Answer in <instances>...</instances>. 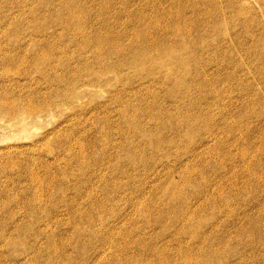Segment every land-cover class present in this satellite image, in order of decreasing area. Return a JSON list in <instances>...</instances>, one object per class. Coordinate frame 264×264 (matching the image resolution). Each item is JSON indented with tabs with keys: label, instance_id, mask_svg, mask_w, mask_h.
Returning <instances> with one entry per match:
<instances>
[{
	"label": "rangeland",
	"instance_id": "374dc122",
	"mask_svg": "<svg viewBox=\"0 0 264 264\" xmlns=\"http://www.w3.org/2000/svg\"><path fill=\"white\" fill-rule=\"evenodd\" d=\"M4 1L5 0H0V30L1 31H4V29L6 30L9 25L11 26V27L9 26L10 29H11L13 26H17L18 24H21L20 26H28L27 29L25 30V32L27 31V34H31V33L34 34V27L33 26H44L46 31L48 32V34H50L51 36L54 35L55 39L53 41L58 43L59 46L65 48V51H64L65 53L64 54L57 53V55H59L58 57L62 56L61 58H63V59L65 58V60L68 61V63L71 65V67H75V68L79 67V63L80 62L77 63L78 62V58H77V55H76L77 52H75V50H74L76 48L75 47V43L71 39L72 32L70 31V33L67 34V31H66V33H64L65 32L64 31L65 26L63 27L61 22L55 24L49 18L50 14L53 15L52 17H54V19L61 18L62 20H64V19H66L68 17L67 16L68 13L67 14L65 12L64 13H62V12L59 13L58 8H55V7L53 8V7L50 6V5L53 6V3L61 2L62 0H49L48 1V3H49L48 5L47 4H41L40 0H6L5 2ZM91 1L92 0H83V2H89V3ZM115 1L114 0L112 1L113 3L111 5V7H113V9H114V7H116V9L113 10L112 8H110V10L105 12V13H102L99 10V5H103L104 4L101 0H96V1H94V3L92 2V5H94L93 6L94 10H92V12H90V17L88 16L89 12H84L83 13V18L88 19L87 25L85 27L86 28L85 29L86 33L88 31V34L92 35L93 31L95 32L96 30H98V31L101 30V34L105 35V33H107V31H109V32L112 31L111 33H113L114 31H117V32H114V34L117 33L119 36L120 35L122 36V39H124L123 43L124 44L126 43L125 44L126 45L125 49H126L127 52H132V51L134 52L135 51L134 50V46L136 45L137 41H134V40H137L138 36H139V42L142 41L141 43H143L144 40H145L146 43H144V44L147 45V47L150 46L153 51L156 50V52L155 51L153 52L154 55H157L158 53H159L158 55H160V52L162 50L164 51L165 48H166L165 46H163V47L161 46L162 43L159 44V46L156 45L157 43L161 42L160 39L163 40L162 41L163 43L166 42L165 45L169 44V43H172V42H174L173 40H175L176 43H179V44L182 43L181 45L183 46V49L186 48V47L188 48V46L190 48L192 47L191 49L188 48L187 49L188 51L186 49H184L183 53H182V50L180 51V53H182L185 58H187L185 55H187V56L189 55V53H190L189 51L192 50L191 52L194 53L197 50V48H198V50L195 52L196 53L195 56L192 54V55H190L191 57L189 56L190 58L188 57L189 58L188 60L192 64L191 66H193L192 67L193 69L191 67H189L191 72L188 73L189 74L187 76L188 78L185 77V76H182V77H185L183 79H186V80L188 79L190 87L184 88L185 90H183L181 88L179 90L180 92H178V94H177L178 95L177 96L178 99H177L175 95L173 96V95H171L170 93H168L166 91L168 89L167 85L170 83L169 85L171 86L172 84H171V82L166 83V81L165 82L162 81V79H160L161 77L159 76L160 74L156 75L159 78H153V79H151V78L148 79L147 78L146 79V78H144L145 76L141 75L143 73H140L141 76L138 77V76H135V75H139L138 71H135V69H133V68L131 70H129V68H126L127 70L126 69H124V70L126 72L129 70L128 71L129 74L131 73L133 75L132 76L131 74L130 75L128 74L129 77L127 75L125 77V78L128 77L130 80L132 79V81L130 82V85H128L129 83L127 84V86L129 88H127V86L125 87V85L123 86V85L117 84V83L114 84V85L115 86L119 85V87H115L114 88L113 87L114 85H112L111 87L104 88V90L101 89V88H98L96 90V92H97L96 96L97 97L95 95L90 94V93H84L83 94V97L86 100V101L85 100L83 101L84 102L83 105H81V106L76 105V106L70 108L69 106H64L62 104V105L58 106L59 108L58 107L53 108V109L52 108H48L47 110L43 111V114H42L43 116L40 117V118H37L36 116H28V117H26L24 119H23V116H20L18 118L17 117H14V118H8V117H3L2 118V117H0V160H3L5 154L7 152L11 151V153L17 154L16 156H19L18 160L21 161V162L19 161V165L12 166L6 172L0 174V264H31V263H33V264L34 263L35 264H102L103 263L104 264V262H105V264H148V263L151 264L150 260L152 259V256L150 254H148L150 252L148 250H146L147 249V245H149V244L150 245L155 244L153 246L157 247L158 251H161V253L164 251V253H163V254H165L164 256L169 254V257H171V258L170 259L168 258V259L173 262L172 264H179V262H180V264H186V262L184 261V258L182 257V253L181 254L177 253L178 250L182 251L183 245H184V248H187V249H194V251H196V249H197V251L200 250V249H203L202 251H204V248H206L205 250H207V249H209V248L211 249V247H213L212 244H209V243H211V241H213L212 243L215 244L214 247L212 248V250L216 249L218 251V254L220 253L219 254L220 257L222 255V257L217 259V261L215 260V264H223V263L224 264H230V263L231 264H241V263L242 264H264V247L263 246L260 247V245H264V215H263L264 214V165H263L264 164V159H263L264 158V155H263L264 154L263 153L264 152V150H263L264 149V48H263L264 47V45H263L264 44V37H262V36H264L263 35L264 34V8H263V6L261 4L259 5V2L257 0H247L250 3V4L247 3L248 4V6H247L246 5L247 1L244 0L245 9H243V12H242V9L240 8V7H242L241 6L242 2L239 1V0H234V1H236V3L234 1H232V0L231 1L230 0H227V1L226 0H224V1L223 0H174V1L170 0V2H169V0H154V1L153 0H146V1L145 0H141L140 2L138 0L137 3H136L137 0H132L133 3H131V0L130 1L125 0V3H123L124 0H118V1L115 0ZM127 1L129 3H127ZM213 1H215V2H213ZM189 2H191V3L189 4ZM208 2H211V3L209 4ZM225 2H226V5L224 7ZM26 3H28V4H26ZM138 3H140V4H138ZM148 3H150L149 4L150 6L148 5ZM194 3H198V4H194ZM216 3H219V4H216ZM228 3L230 5H232V3H233V5L235 7L234 9L238 12L237 14H236V11H233L234 10L232 8L233 5L231 7ZM121 4H126V5H121ZM145 4L148 5V6H146ZM213 4L216 5L215 8H216L217 12L215 11V8L212 6ZM257 4L259 5V7H258ZM45 5H47V6H45ZM130 5H131L132 8H130ZM138 5H139V7H137ZM208 5H210V6H208ZM237 5L240 6V7L238 8ZM249 5L252 6L253 9ZM25 6L28 7V8H31V6L35 7L36 9L33 8L37 12V13L35 12V14H34L35 16H31V14H30L31 12ZM168 6H169V9H170L171 13H168L169 12ZM192 6H193V8H192ZM227 6H229V7H227ZM22 7H24L25 10L26 11L28 10V11L27 12L24 11L23 10L24 8H22ZM153 7H156V8H153ZM172 8L176 9L175 12H174V10ZM179 8H181V10ZM225 8L228 9V10L230 8V11L226 10ZM250 8H251V10H250ZM146 9H148L149 11L146 10ZM212 9H214V10H212ZM151 10H152V12L154 10V12L153 13L151 12V14H150ZM178 11H180V13L182 14V19L183 20H180V19L177 18L178 15L176 16V14H178ZM199 11H200V14L198 13ZM3 12H5V13H3ZM48 13H49V15H48ZM144 13H145V15H144ZM222 13H223V15H221ZM12 14H14V17L12 16ZM152 14H154V15H152ZM233 14L234 15L236 14L235 16L238 17L237 18L238 22H234V23L231 22V21H237L236 17ZM151 16H153L154 19H153V17L151 18ZM189 16L190 17L192 16L193 18H190ZM158 17H160V18H158ZM197 17H199V19ZM202 17H204V18H202ZM209 17H211L213 19H210ZM226 17H227V19H226ZM123 18H125V19H123ZM208 18H209V20H208ZM217 18H218V20H217ZM249 18H251V19L249 20ZM136 19H139V22ZM165 19H167V20H165ZM203 19H204L205 22L203 21ZM104 20L107 21L106 23H108V26L103 25L104 22H105ZM162 20H163V22H162ZM168 20L171 21V23ZM197 20L200 23L196 22ZM211 20L212 21L217 20L218 25H217L216 21H214L213 24H212L210 22ZM219 20L221 22H224L226 27L228 26L227 29L225 28V25H223L222 23H220L221 25L219 24V22H220ZM255 20H256V22L254 23L253 21H255ZM10 21L13 22V23H10ZM133 22H134V24H133ZM195 23H196V25H195ZM89 24L91 25V27H93V28L95 27V29L90 28ZM115 24H116V26H115ZM167 24H168V26H167ZM232 24H234L235 26L234 25L232 26ZM144 25L146 27H143ZM245 25H247V26H245ZM248 25H249V28H248ZM98 26H99V28H98ZM133 26H134V28H133ZM175 26L178 27V28L176 29ZM198 26H200L201 28H199ZM218 26H220V27L217 30L216 28ZM242 26H243V29L241 28ZM102 27H103L104 30L102 29ZM112 27H115V28H112ZM180 27H182V28H180ZM192 27H193V29H191ZM202 27H203V29H202ZM109 28L112 29V30H109ZM173 28H175V29H173ZM89 29L90 30L92 29V30L90 31ZM151 29L154 32H152ZM245 29H247V30H245ZM133 30H135V31H133ZM162 30H163V32H162ZM164 30H166L167 33H165ZM178 30H179V32L181 30L183 32L181 31L180 33H178L179 35L174 36V35L177 34ZM192 30H194L196 32V34H198V36H199L198 39H200V40L197 39V37H196L197 35L195 34V32L193 33ZM196 30L198 31V33H197ZM209 30H210V32L212 31V33H210ZM216 30H217V32H216ZM236 30H238V31H236ZM56 31H59V32H56ZM122 31H124L125 33L122 32ZM146 31L147 32L149 31L148 33H150V35L148 33H146ZM187 31L190 34L192 33L191 34L192 36L190 35L191 37L189 36V33ZM218 31H220V32H218ZM223 31L225 33L229 32V34L230 35L232 34V36L229 37V35L223 33ZM232 31H235V32H232ZM247 31L248 32L250 31V32L248 33ZM109 32L107 33L108 35H109ZM203 32L205 34L206 33L207 34L204 35V34H202ZM245 32H247L248 35L251 36V38L254 36L253 40L254 39H257V40L253 41L250 38V36H248L247 33H245ZM60 33H62V35ZM181 33L184 36L183 38L181 36ZM3 34H5V35L3 36ZM3 34L0 35V41L1 42H5V43H9V44H15V43H17V44H26L27 43L28 44L30 42V41L27 40L25 35H21L20 34L18 36L17 34H13V33L12 34H8V33H5V32H3ZM57 34H59V35H57ZM124 34H125V36H124ZM155 34H156V36H155ZM200 34H202V36ZM221 34H223V35H221ZM241 34L244 35V36H242ZM245 34L248 37L245 36ZM163 35H164V37H162ZM193 35H194V38H193ZM213 35H215V36H213ZM147 36H148V38H147ZM152 36H153V38L155 37V39L157 38L156 42L152 41L153 40ZM165 36H167V37H165ZM172 36H174V37H172ZM179 36L181 37L182 41L185 40V42L187 41L190 45L186 44L187 42L185 43L183 41L186 44V45H184L183 42L179 41L180 40ZM205 36L208 38V40H207V38ZM216 36L219 37V38H216ZM255 36H256V38H255ZM178 37H179V40H176V39H178ZM195 37H196V39H195ZM258 37L259 38L261 37V38L259 39ZM115 38H117V37H115ZM191 38H193L194 41H191V40H193ZM203 38L206 39V41ZM246 38H248V40ZM149 39H151V40H149ZM187 39H189V41ZM235 39H236V41H235ZM117 40L119 41L120 39L117 38L114 41H117ZM217 40H219V41H217ZM147 41H149V42H147ZM150 41H152V42H150ZM220 41H221V43H220ZM226 41H227V43H226ZM257 41H258V43L261 41L258 44V46H257ZM117 42H115V43H117ZM223 42H224V44H223ZM237 42H239V46L241 47V48L239 46L237 47L238 51H237V48L235 47L236 45H238ZM240 42H241V44H240ZM147 43H149V44H147ZM234 43H236V44H234ZM191 44H193V46ZM199 44H200V46H199ZM213 44H214V48H213ZM232 44L234 46H232ZM242 44H244V45H242ZM195 45H196V47H197V45L199 47L195 48ZM220 45H221V47L219 48L218 46H220ZM224 45H226L228 47H226ZM160 46H161V50H160V48L158 49V47H160ZM184 46H186V47H184ZM204 46H206V47L204 48ZM222 46H223V49H222ZM248 46L252 50H250L248 48ZM250 46H252L253 48L250 47ZM259 46H261L260 49H259ZM217 47L219 49H221L220 50L221 52H223V51L226 52L225 48L227 50H229L227 52L228 54L225 53L227 56L224 55V52L222 54L219 53L220 51L217 49ZM234 47H235V49H234ZM209 48H211V49L208 50ZM89 49H90L89 47H85V46H82V48H81V50H83L82 54L86 55V56L83 55V60L84 61H86V60L87 61H91V59L93 60V56H92L93 53ZM193 49H194V51H193ZM212 49L214 50V52H212L213 51ZM243 49L246 50V51H244ZM203 50H206V51H203ZM241 50H242V52H241ZM253 50H255V51L256 50H261V51L255 52ZM86 51L90 55H87L88 53H86ZM231 51L233 53H231ZM249 51H251V52H249ZM184 52L185 53L188 52V53L185 54ZM201 52L204 54L205 57L201 56V55H203ZM206 52H208V53H206ZM243 52H244V54H243ZM248 52L250 53V55H249ZM155 53H157V54H155ZM213 53H214V55H213ZM218 53L221 54V55H219ZM158 55H157V57H158ZM183 55H180V57H182ZM207 55H210L211 57L210 56L208 57ZM233 55L234 56L236 55V56L233 57ZM254 55H255V57H254ZM70 56H72V57L70 58ZM120 56L121 55H119V56L118 55H114V58L111 57V59L108 62L111 63L110 62L111 60L114 62V60L120 58ZM198 56L201 57V58L199 57L200 61H199ZM154 57L157 58L156 56H154ZM213 57H214L215 61H214ZM219 57H220V59H219ZM226 57L227 58L229 57L228 59H231V60H228V59L226 60ZM259 57H261V58H259ZM192 58H193V60L195 62L199 61L200 64H199V62L197 64V62L195 63L193 60H190ZM202 58H204L205 60L202 59ZM234 58L237 59V60H235L236 62H234V60H233ZM216 59H218V61ZM65 60H61V61H65ZM70 60H71V62H70ZM247 60L248 61L251 60V61L248 62ZM202 61H204V62H202ZM220 61H221V63L222 62L224 63V64L222 63L223 64L222 66L220 65L221 64ZM255 61H258V62H255ZM228 62H230V63H228ZM242 62H243V64H242ZM202 63H205L204 66H203ZM207 63L210 66V70H211V68L212 69L214 68L215 71L214 70L210 71L208 69L209 66L207 65ZM226 63H228V64H226ZM236 63H238V64L241 63L242 65L240 64L241 65L240 66V65H238ZM245 63H246V65H245ZM201 64H202V68L204 67L203 68L204 70L201 68ZM214 64H215V66H214ZM199 65H200V67H199ZM216 65H217L218 72L216 70ZM235 65H236V67H235ZM205 66H206V68H205ZM238 66H239V68H238ZM62 67L63 66L60 65L57 68L59 70V72L61 71L60 73L58 72V76L65 75V71H64L65 68L64 67L62 68ZM197 67H198V69H197ZM221 67L222 68L225 67V68L222 69ZM244 67H246V68H244ZM241 68H242V70H244V71H241L242 73H240ZM83 69H84V67L81 70V72H82L81 79L83 78L84 80H87V79L89 80V77L87 76V73H88L87 69L86 68L84 70ZM194 69H195V71H194ZM221 69L224 70V71H222ZM225 69H226L227 72L225 71ZM238 69H240V70H238ZM201 70H203V71H201ZM220 70L222 71L221 74H220V72H221ZM62 71H63L64 74L62 73ZM83 71H85L87 73L84 75L85 72H83ZM130 71H132V72H130ZM204 71L206 72L205 74H204ZM1 72L2 71L0 70V81H1V84H0V103L2 101H4V98H6V97L10 98L12 95L14 97H18L19 95L25 94V89L24 88H17L16 86L12 85V83L9 81V79L14 77V75H12V74H3ZM135 72L136 73L138 72V73L136 74ZM200 72H201V74H200ZM134 73H135V75H134ZM218 73L220 75H218ZM224 73H226L227 75H225ZM209 74H210V76H209ZM223 74L225 75V78L229 82L224 78ZM230 74L233 75V76H231ZM257 74H258V76H257ZM199 75L201 76L200 78H199ZM212 75H214V76H212ZM217 75L219 77H217ZM33 76L37 77V78H40V79L42 77L38 73H34ZM71 76L73 77V75H70L69 78H68L69 80H72L74 78V77L71 78ZM156 76H153V77H156ZM191 76H192V78H191ZM203 76H207L206 77L207 79L209 77H212V79H213V80L211 78H210L211 80L209 79V84L210 83L211 84L207 85V88H205V85L208 84V80H207V83H202V82H206V81H204V77ZM234 76L235 77H239V79L238 78H234ZM255 76H256V78H255ZM133 77L135 79L134 81H133ZM227 77H229V78H227ZM231 77H232V79H231ZM85 78H87V79H85ZM139 78L140 79L144 78V79L141 81V80H139ZM216 78L217 79L219 78V79L217 80ZM20 79H21V82L24 81V78H20ZM156 79L157 80L160 79V80L157 81ZM189 79H192V80L190 81ZM88 80H87V82L81 80V83L82 82L84 84L88 83L89 82ZM219 80H220V82H218ZM241 80L243 81V84H242ZM247 80H248V82H247ZM188 81H187V83H188ZM221 81H226V82L224 83V82H221ZM133 82L136 83L135 84L136 86H133L134 85ZM154 82H155V84H154ZM146 83L148 85H146ZM149 83H150V85L152 87L149 85ZM213 83H215V84L213 85ZM161 84H162V86H164V88L161 86ZM191 84H192V86H191ZM226 84L228 86H225ZM197 85L200 86V88L202 87L201 90L199 89V91H202V92H198V88L199 87H197ZM215 85H216V87H215ZM67 86L65 84L64 85L62 84L61 88L62 89H70V88H72V84H67ZM122 86L125 88V90L122 88ZM140 86L143 87L144 89H142ZM147 86H149V87H147ZM159 86H161V87H159ZM42 87H44V89H43L44 93H46V94L50 93L48 91H50L51 89L48 90L49 89L48 85L45 84ZM134 88H137V89L134 90ZM208 88L209 89L214 88V89L209 90ZM226 88L228 89V91H226L227 90ZM114 89H116V91H114V93H113L112 90H114ZM128 89H130V90H128ZM161 89L163 91H166V92H163ZM193 89H195V90H193ZM202 89H204V90H202ZM206 89H208V90L205 92ZM105 90H107V91H105ZM109 90H111V91H109ZM136 90H138V91H136ZM142 90H144V91H142ZM187 90H188L189 93L186 92ZM28 91L29 90H27V93H29ZM108 91H109V93H108ZM128 91L130 92V95L129 96H125V95L129 94ZM145 91H147V93ZM182 91H185V92L182 94ZM194 91H196V92H194ZM110 92H111V96L112 97L110 96ZM134 92H135V94H134ZM141 92H143V94ZM152 92L154 94H156V95L158 94V98H161L162 96L165 95V97L161 98L159 100V102L163 105V107H167L166 108L167 110L170 108V107L168 108V106L171 105V107H173V111H172V108H171V112L169 110V112H170L169 116L170 117L168 116L169 118H164L165 121L162 120V119H159L156 115H155L156 117L154 115L148 114V113L142 115L144 117L141 118L140 123L142 125L143 130H145V131L149 130L151 132L150 135H147V137H146V135H144V134L140 135V134H138V132L136 134V131H135V133H133L135 125H131L130 122L126 123V121H128L129 119L126 120L127 117L125 115L128 114L130 118L132 117V112H134L133 109L131 108L132 105H133L132 102H136L137 104L134 103V105L136 104V105H139V106H141V105L147 106V105H150V103L152 104L153 103V101H152L153 97L151 96ZM193 92H194V94H193ZM27 93H26V95L28 96V99L33 97L32 94H27ZM121 93L123 94V96H122ZM159 93L161 94V97L159 96L160 95ZM113 94L116 97L113 96ZM116 94H119V95H116ZM141 94H142L143 98H142ZM180 94H182V96ZM192 94H193V96H192ZM169 95H171L170 96L171 100L169 99ZM185 95H186V98H184ZM117 96L121 97V99L123 101V104H122V101H118L117 99H115V98H118ZM137 96H139V97L141 96L140 98H142L144 100V101L142 100L144 103L142 101L140 102V100H139V98ZM167 97H168V99H167ZM35 98L37 100L40 99V101L43 99L42 96H41V98H38V96L35 97ZM134 98L136 99V101L134 100ZM145 98H147V99H145ZM183 98L186 99V100H184ZM58 99H60V98L58 97ZM114 99L119 102L120 106L118 105V103L116 104V101ZM167 100H170V101H167ZM178 100H180L181 103L178 102ZM128 101L131 102L130 103L131 107H129V108H131V109H129L131 112L129 110H128L129 111L128 113H127V111H125L124 113L120 112V111H122L121 109H124L125 107L128 106L127 104H124V103H127ZM164 101L165 102L167 101L166 105H165ZM171 101H174L175 104L178 102L176 105L180 106L179 109L181 108V110H180L181 113L179 111H177L179 109H177V110L175 109V106H174L175 104L173 102H171ZM183 101L184 102L186 101L187 103H190V105L187 104V103L183 105ZM194 101L196 103L198 102V105ZM105 102H106V104L111 102L109 104V106H112V105L113 106L108 108V105H107L105 107L106 109L102 108V106H105ZM138 102H140V103L138 104ZM171 103L173 104V106H172ZM191 103L192 104L194 103L193 104L194 106ZM210 105H211V108H209ZM63 106H64V108H63ZM96 106L99 107L100 109L97 108ZM121 107H123V108H121ZM187 107H188V109H190L191 107L192 108L190 110H188ZM112 108H113V110H112ZM108 109H111L112 111L111 110L108 111ZM184 109H186L187 111L184 110ZM193 109H195V110H193ZM95 111L96 112L101 111L102 113L106 114V116L103 114L105 116L104 117L101 114V112H99L100 114L99 113H95ZM173 112H175V113H173ZM197 112L199 114L198 115L199 118H201L203 120V122H202L201 119H199L200 122L198 120H196V119H198V116L197 115L194 116V115H195V113L197 114ZM172 113H173V115H172ZM201 113H203V115ZM110 114H112L111 115L112 118H111ZM186 114L187 115L189 114V116H187ZM204 114L206 115V117H204L205 116ZM95 115H96V117L98 116L97 117L98 119L93 117ZM107 115H109V116H107ZM174 115H175V117H174ZM185 115H186L187 118L185 117ZM150 116H152V118ZM190 116L193 119H191L189 121L187 119H190L191 118ZM211 116H212V118H211ZM109 117L111 119L110 127L114 126L113 129H110V127H108L109 124L107 123L106 120ZM118 117H121L120 118L121 120ZM123 117L125 118V120H124L125 122L123 121V119H124ZM184 117H185V120H183ZM100 118H102L104 120L106 119L105 122H103L104 120L101 121ZM171 118H173V119H171ZM209 118H211V120ZM213 118H214V120H212ZM22 119L24 121H22ZM133 119H137L136 121H139L138 117H136V116H134ZM154 119H155L156 123H155ZM204 119L205 120L208 119V122L205 121ZM168 120H170L171 122L168 121ZM195 120H196V122H198L197 125H196V123L195 124L193 123V121H195ZM159 121H162V122L160 123ZM166 121H168V122H166ZM178 121H180V122H178ZM186 121H188L190 124L188 122H186ZM118 123H120L119 127H117L119 125ZM158 123H159V125H158ZM181 123H182V125H181ZM206 123L207 124L209 123V125H207ZM210 123H212L213 125L212 124L210 125ZM114 124H116L117 126L114 125ZM129 124L132 126L131 127L132 128L131 129L132 130V134H129V132L131 131V130H129V132H127V133L126 132L125 133L122 132V134H123L122 135L121 134V129L122 130L123 129H129L130 128ZM171 124H172V126H171ZM185 124H186L187 127H185ZM203 124H204V126H203ZM124 125H128V126H126V128H125ZM155 125H158V127H156ZM115 126L117 128H115ZM182 126H184V127H182ZM162 127L166 131L163 130ZM172 127H173V129H172ZM178 127H179V129H178ZM180 127L184 128V129L182 130ZM107 128L110 129L112 131V133L115 130H117L116 132H114V134H113L114 136H112V133H109L110 130L108 131ZM156 128H158V129H156ZM190 128L192 129V131H191ZM199 128L203 129V131L201 129H199ZM205 128H207V129L209 128V132ZM211 128H212V130H211ZM106 129H107V131H106ZM174 129H175V131H174ZM185 130L186 131L190 130V131L188 133V131L185 132ZM204 130H207V131H205V134H204ZM152 131L154 133H156L157 136L154 133H152ZM163 131H165V132H163ZM167 131H168V135L169 136L167 135ZM198 131L201 132V134ZM119 132H120V135H119ZM176 132H178V133L175 134ZM191 132L194 133L196 136L194 134H192ZM197 132L200 135H198ZM206 132H208V134ZM109 134H110V136H109ZM203 134H204V136H203ZM61 135L64 136V137H62ZM153 135L158 137V138L160 136L161 140L165 139L166 141H168L166 143H167V146H169V147H167L166 145L163 146L164 148H162V151L158 150V149H160V148H158L159 146L157 147L158 149L156 147H153V146H156V145H154V144H156V142H154V140H157V138H155ZM119 136H121V139L119 138ZM179 136H181V137H179ZM166 137L169 138V140L166 139ZM206 137H208V138H206ZM211 137H213V138H211ZM63 138H64V140H63ZM105 138L107 140L109 138H111V139H109L110 141L109 140L107 141ZM135 138H137V139H135ZM141 138H142V140H141ZM144 138H145V142H144ZM171 138H172V140L174 139L173 142H174L175 146H173L172 143H171L172 146L170 145V141H172ZM179 138H180V140H178ZM151 139H153V140H151ZM204 139H206V142H205ZM250 139H251V142H250ZM104 140H105V142H104ZM139 140L141 142H139ZM146 141H148L147 145H145ZM106 142H107V144H108V142H111V143L106 145L105 144ZM215 142L218 143V144H215ZM255 143H257V144H255ZM261 143H262V145H261ZM199 144L201 146H199ZM256 145H258V146H256ZM117 146L120 149H118ZM121 146H123L124 148H122ZM130 146H132L131 147L132 149L130 148ZM146 146H148V147H146ZM244 146L245 147L247 146V147L245 148ZM136 147H139V149L136 148ZM129 148H130V151H128ZM168 148L169 149L172 148V149L169 150ZM257 148H258V150H257ZM166 149L169 150V151H166ZM248 149H249V151H248ZM260 149H262V150H260ZM119 150H123V151H120L122 153H120V152L117 153L116 152V151H119ZM133 150H134V152H133ZM139 150H141V151H139ZM150 150H152V151H150ZM245 150H247V151H245ZM220 151H221V154H219ZM125 152H127V153L125 154ZM258 152H260V153H258ZM133 153H135V156H133L134 155ZM231 153H232V156H231ZM233 153H235V154H233ZM122 154H125V155H122ZM129 154H131V156H133L134 159H133V157H130ZM143 154H144V157L142 156ZM137 155L138 156L140 155V157H138V159H139L138 161H137ZM261 155H263V157H261ZM108 156H109V158H108ZM121 156H123V157H121ZM116 157H117V159H116ZM129 157L132 158V159L130 160ZM135 157H136V159H135ZM97 158H99V159H97ZM100 158L102 159V163L104 161V163H103L104 166H107L109 163L112 162L111 163L112 165L109 164L108 167H106V169H104V170L101 169L103 172L100 169H98V168H102V165H103L101 163V159ZM104 158L105 159L108 158V159L103 160ZM144 158H145V160H144ZM96 159H97V161H96ZM98 160H100V163H99ZM128 160H130V161L128 162ZM133 160L136 161L135 164H134ZM94 161L96 162V165H95ZM105 161H107V162H105ZM119 162H121L120 163L121 166L124 165L123 163H127L128 162V164H125L126 168H127L126 170H128V171H126L127 174L126 173L125 174L121 173L122 177H121L120 173H117L118 175L116 174L117 171H116L115 166L119 165ZM222 162L225 163V164H223ZM245 162H247V163H245ZM252 162H254V163H252ZM255 162H256V164H255ZM132 163L134 164V166L131 165ZM139 163L141 165H139ZM129 164H130V166L127 167V165H129ZM150 164H151V166H149ZM222 164H223V166H222ZM253 164H255V165H253ZM97 165L98 166L100 165V167H98ZM242 165L244 167H242ZM85 166L86 167L90 166V167H89V169L85 168V170H84ZM94 166H96V167H94ZM240 166H241V168H240ZM199 167H201V169ZM224 167H226L227 169H225ZM110 168H111V170L113 168H115V169H113V171H110ZM187 168L189 169V170L186 171V172L189 171L188 173L185 172V170ZM192 168H194V169H192ZM247 168H249V169H247ZM250 168H251V170H250ZM96 169H98L99 171L96 170ZM130 169L132 170V172H131ZM195 169H197L198 171L195 170ZM202 169H204V170H202ZM60 171H62V174H61ZM34 172L35 173L37 172L38 175L35 174V176H38L39 178L36 179V177H35V180H32V179H34V177H32ZM77 172H78V174H77ZM94 172L97 174V176H96V174L93 175ZM130 172L132 173L133 176L130 175L131 174ZM182 172H183V174H182ZM190 172H191L192 175L190 174ZM55 173H56V175H55ZM85 173H86V175H85ZM112 173H113V175H112ZM194 173H197L196 176L193 175ZM114 174H116L117 177ZM80 175H82V177H79ZM119 175H120L121 178L119 177ZM190 175H191V177H190ZM92 176H95V178L93 177L94 178L93 179ZM40 177H42V178H40ZM110 177H111V179H110ZM136 178H137V180H136ZM183 178L188 183L190 181V183H189L190 186L188 185V183H185V181H183ZM186 178L188 179V181L186 180ZM38 179H39V182L37 183ZM40 179H41V181H40ZM70 179H71V181H70ZM106 179H108V180H106ZM126 179H128L129 181H130V179H132L131 180L132 182L131 181L129 182V183H132V184L128 185L127 184L128 180H126ZM170 179H172L173 181H171ZM177 179H179V180L177 181ZM42 180L45 181V182L42 183ZM84 180L86 181V183L84 182ZM174 180H175V182H174ZM220 180H222V181H220ZM32 181H34V183ZM104 181H106V182L108 181L110 183L108 184V182L106 183ZM124 181H125V184H123ZM193 181H194V184H193ZM67 182H68V184H67ZM88 182H90V183H88ZM169 182H171V184H169ZM220 182H222V184H220ZM41 183L42 184H46L47 183L46 184L47 187L44 186V185H40ZM117 183H118V186H117ZM119 183H121L122 185H125V186L123 187ZM191 183L194 186H192ZM199 183H201V185H199ZM235 183H237V184L235 185ZM33 184L34 185L36 184L35 186H37L39 184V186H37V188L36 187L33 188L34 187ZM102 184H104V186H102ZM172 184H176V185H178V187L175 188V187H173ZM185 184H187V185L185 186ZM202 184L206 185V187H203ZM59 185L60 186L61 185L62 186L65 185V186L60 188ZM70 185H71V187H70ZM76 185H77V187H76ZM180 185L181 186L184 185V188L181 187ZM41 186H42V188H40ZM74 186L76 187V189H75ZM105 186L107 188L110 187L109 189L106 190L107 192L104 190V189H106ZM113 186L116 188L115 189V193H113L114 192L113 191V189H114ZM129 186L130 187L132 186L131 187L132 190H131V188ZM161 186L162 187L165 186V187L163 189H161L162 188ZM166 186H167V191L169 190L168 192L165 191L166 190ZM170 186H172V187H170ZM195 186L196 187L199 186L200 188L201 187H203V188H201L202 189L201 190L198 187L201 190L200 191L198 188L196 189ZM111 187L113 188L112 189L113 192L110 190ZM121 187H123V189H121ZM125 187H128L129 189L125 188ZM230 187H232V189H230ZM134 188H136V189L134 190ZM139 188H140V190H139L140 192L137 190ZM171 188H173V189H171ZM186 188H187V190H186ZM217 188H219V189H217ZM41 189H43V190H41ZM180 189L182 191H180ZM188 189H190V190H188ZM56 190H58V191H56ZM62 190L63 191L65 190L66 192L65 191L62 192ZM141 190L143 192H141ZM219 190L221 191V193H220ZM226 190L227 191L230 190L232 192V194H231L230 191H229L230 193L225 192ZM82 191H84V192L82 193ZM103 191H105V193ZM109 191H110V193H109ZM170 191L172 192L173 196L171 195ZM174 191L175 192L177 191L178 193L181 192V195L184 197V200H186L188 198V201L187 200L184 201L183 197L180 196V194H177V192H176V197H175V194H173ZM186 191L187 192L190 191V193L188 192V194L187 193L185 194ZM195 191H196V193H195ZM198 191H200L201 193L198 192ZM55 192L56 193L58 192V193L56 194ZM163 192H164V196L162 194ZM197 192H198V196H197ZM111 193H113V194H111ZM41 194L43 195V197H42ZM106 194L108 195L109 199H108ZM38 195L40 196L39 198H37ZM112 195H114V196H112ZM149 195H152L153 198L150 196L151 197L150 199H152L154 201L149 199ZM170 195L174 199L177 198L179 201H177L176 199L175 200L177 202L172 200V197ZM186 195H189L190 198L188 196L186 197ZM235 195H236V198H235ZM139 196H142V198L139 197ZM159 196H163L164 200H162V197H161V199H159L160 198ZM216 196L218 198H216ZM34 197H36L37 199L34 198ZM146 197H147V199H146ZM168 197H170L171 200ZM194 197H195V199H194ZM205 197H207V198H205ZM225 197H227V198L225 199ZM11 198H13V199H11ZM14 198H15V200H14ZM42 198H45V200L42 199ZM110 198H111V200H110ZM166 199H169L170 201L166 200ZM191 199H193V200H191ZM219 199H221V200H219ZM230 199H232V200L230 201ZM236 199H238V200H236ZM145 200L146 201L148 200V201L144 203ZM156 200H157L158 203L156 202ZM217 200H219L220 202L222 201V202L220 203L218 201L220 204L217 202V203H215L216 204L215 205L213 201H217ZM224 200L226 201L225 203H223ZM233 200H234V202H233ZM57 201L60 202V204ZM65 201L67 203H65ZM192 201L193 202L195 201V202L193 203ZM201 201H203V202H201ZM206 201H208L210 206H209V204H207ZM210 201H212V202L210 203ZM22 202H24V203H22ZM68 202H69V204H68ZM150 202H151V204H150ZM155 202L157 203V205H156ZM228 202H231V203L233 202V203L231 205V203H228ZM32 203H33V205H32ZM61 203H62V205H61ZM140 203H143V204H141L142 208L140 206ZM154 203H155V205L153 206L154 207V209H153L152 205ZM159 203H160V205H159ZM173 203L174 204L178 203V204H177V206L176 205L174 206ZM185 203H186V205H185ZM212 203L215 206H212L213 205ZM71 204H72V206H71ZM73 204H75V205H73ZM165 204H166V206H165ZM167 204H170V205H167ZM182 204H183L184 208L180 207V206H182ZM188 204H190V205H188ZM224 204H226V206ZM35 205L37 207H40V208L38 209ZM137 205H139V206H137ZM150 205H151L152 208L150 207ZM171 205H172V207L174 206L173 210L176 213L173 211V214H171V210H172ZM184 205L187 206V209L189 210L188 213H186L188 210L185 208ZM201 205L204 207V209H203V207H201ZM3 206L5 207L4 208L5 210L2 209ZM104 206H105V208H104ZM160 206H161V208H160ZM190 206L192 207V209H191ZM220 206H222V207H220ZM228 206H230V207H228ZM26 207H28V208H26ZM163 207H164V209H163ZM168 207L171 208V209H169ZM178 207H179V212H177ZM239 207H242V209H240ZM71 208H73L74 210L71 209ZM148 208L151 211L152 210L153 211L152 212L151 211L143 212V209L147 210ZM158 208L163 210V211L160 210L161 214L164 213L165 211L168 213V214H165L166 213L165 212L164 214H162V216L160 218L161 222H162V220L164 218H166V219L163 220V223H161L159 219H158L159 221H157L156 219L154 220V218H155L154 216H155L156 211L157 210L159 211ZM165 208H166V210H165ZM175 208H177V210ZM196 208L197 209L199 208V209L197 210ZM208 208L211 209V210H209ZM185 209H186V211H185ZM190 209L194 213H192L190 211ZM200 209L203 210V211L205 210V212L201 211ZM10 210H11V212H10ZM182 210H183L184 213L181 212ZM215 210L218 211L217 214H216ZM230 210H232V211H230ZM239 210H240L241 214L238 213ZM59 211H60V213H59ZM72 211L75 213V215L72 213ZM219 211H220V213H219ZM223 211H225L224 214H223ZM12 212H15L14 214H15L16 217L14 216V214L11 215ZM16 212H17V214H16ZM49 212H51V213H49ZM228 212H230V213H228ZM260 212H261L262 215L260 214ZM5 213H7V214L5 215ZM153 213H154V215H153ZM180 213H183L184 219H183V216ZM57 214H58V216H57ZM177 214H178V216H177ZM187 214H190V215L187 216ZM211 214H214L215 216H217V218L214 215H211ZM229 214L230 215L233 214V215L230 217ZM246 214H247V216H246ZM259 214H260V216H259ZM2 215H5V216H2ZM79 215H81L82 218ZM166 215L167 216L170 215L171 217L169 216V218H168V217H166ZM173 215L174 216L176 215L178 218H176V216L173 217ZM196 215H199V216H196ZM236 215H238V216H236ZM189 216L191 218H189ZM254 216H255V220H257V221L254 220ZM10 217H12L11 218L12 220L10 219ZM89 217H92V219L89 218ZM152 217H154L153 218V222H152V220H150V219H152ZM162 217H163V219H162ZM180 217L182 219H180ZM247 217L250 218V221L252 223L249 221V219ZM5 218H7V219L5 220ZM13 218H14V220H13ZM86 218H87V220H85ZM201 218H203V219H201ZM213 218H215V219L213 220ZM221 218H222V220H221ZM236 218H237V220H236ZM252 218H253V220H252ZM9 219L11 220V222L8 221V223H6L7 220H9ZM35 219L36 220L38 219V220L36 221ZM200 219L202 221H204V222L199 221ZM260 219H261L262 222L260 221ZM31 220H32V222H31ZM92 220H94V221H92ZM168 220H169V222H168ZM178 220L179 221L181 220L180 221L181 223L179 222L178 224H176V222H178ZM186 220H189V221H186ZM3 221H4V223H3ZM91 221H92V223H91ZM196 221H198V223ZM220 221H221V223H219ZM248 221L250 223H248ZM253 221H254V224H253ZM26 222H27V224H26ZM154 222H156V223H154ZM167 222L169 223V225L171 227L170 229H169V225H168ZM187 222H189L190 225ZM214 222H215L216 225H218L217 227H216L215 224L213 225ZM241 222L243 224H241ZM256 222L260 223V224L258 223V225H259L258 227H256V225H257ZM22 223H23V225H22ZM28 223H30V224H28ZM174 223H175V225H174ZM195 223H197V225ZM201 223H202V225H201ZM206 223L207 224L209 223V226ZM231 223H233V226H232ZM245 223H247L246 226H245ZM159 224H161L160 226H161L162 229L164 228L163 229L164 231L166 229H168L167 232L165 231L166 232L165 235H164L165 232L163 230L161 232V228H160ZM163 224H166V225L163 226ZM179 224L183 225V226L185 225L184 227L181 226L183 229H180L181 227H180ZM191 224H194V226L191 225ZM203 224L205 226H207L208 228L207 227L206 228L209 229V230H207ZM33 225H34V227L35 226H37V227L34 228V227H32ZM149 225H152V226L155 225V226H153V227L150 226V228L148 227V229H149L148 230L147 226H149ZM156 225H158V226H156ZM176 225L178 227H176ZM238 225L239 226L241 225L242 228L239 227ZM243 225H244V227H243ZM74 226L75 227L78 226V228L76 227L77 230L75 229ZM123 226H124V228H123ZM135 226L137 227V229L138 228L139 229L137 230L135 228ZM196 226H197V228H195ZM201 226H202V229H201ZM227 226L229 228H227ZM235 226L237 228L238 227L239 228L237 229ZM253 226L255 228H252ZM199 227H200V229H199ZM203 227H204V229H203ZM224 227H225V229H223ZM5 228H7V230ZM24 228H25V230H24ZM125 228H129L130 230L129 229L127 230ZM131 228H133V229L131 230ZM211 228H216V229L211 230ZM115 229H117L118 232H120L119 236L111 235V234H113L112 231L113 230L115 231ZM123 229L125 231L126 230L127 231L125 232ZM188 229H189V232L191 231V233H190L191 235H189V232H187ZM229 229L230 230L232 229V230L230 231ZM240 229H242L243 231H241ZM32 230H33V232H32ZM40 230L43 231V232H41ZM170 230L172 232H170ZM177 230L178 231L180 230V232H178ZM181 230H183L182 234H181ZM192 230L193 231L195 230V231L193 232ZM197 230H198V232H197ZM201 230H203V231H201ZM234 230L236 231L235 232L236 237L233 236L234 235V232H233ZM2 231H3V233H2ZM11 231H13V232H11ZM30 231L32 233H30ZM200 231H201V233H200ZM210 231L213 232V237H209L212 234ZM240 231L242 233H240ZM246 231H247V233H246ZM102 232H105V233L102 234ZM134 232H136V233H134ZM204 232H205V234H204ZM238 232H239V234H238ZM251 232L254 235H252ZM1 233H2V237H5V235H8V237L12 236L11 238L14 239V240H12L13 241L12 245L4 246L3 243H1L2 242ZM23 233H25V234H23ZM28 233H30V234H28ZM123 233L124 234L128 233L127 235L129 237L124 235ZM130 233H132V234H130ZM173 233H177V234H173ZM194 233H195V235L196 234L197 235L195 236ZM244 233H246V234H244ZM121 234H123L124 237H128L129 239L128 238L126 239V238L122 237ZM153 234H154V236H153ZM198 234H199V236H200V234H202L201 237H199ZM223 234H224V236H225V234L227 235V236H225L227 239L223 238L224 237ZM241 234H242V236H245V239H244V237L242 238ZM40 235H42V236H40ZM96 235L98 237L101 236L102 239L100 237L98 238ZM103 235H105V236H103ZM161 235L163 236V238H161L162 237ZM257 235H259L260 238ZM20 236H22V237L24 236L23 237L24 239H25L26 236H28V238L26 237V239L24 241L25 243H22L21 240L23 238L20 237ZM38 236H39V238H38ZM72 236H73V238H72ZM148 236L149 237L151 236V238H153L154 241H153V239L149 238ZM216 236H218V237H216ZM231 236H233V237H231ZM228 237H229V239H228ZM230 237H231V240H230ZM53 238H54V240H53ZM96 238H97V240H96ZM106 238H107V240H106ZM108 238H110V239H108ZM121 238L124 239V240L126 239L127 241L125 240V242H124V240H122ZM148 238H149V240H148ZM164 238H166V239H164ZM181 238H183V239H181ZM189 238H191L192 240H190L188 242ZM200 238H202L201 239L202 241L200 240ZM204 238L205 239L208 238L209 243L207 242L208 240L206 239L207 240L206 241ZM212 238L213 239L215 238V239L213 240ZM217 238L219 240H217ZM240 238H242V239H240ZM253 238H255V239L253 240ZM133 239H134V241H133ZM145 239L147 240V243H146ZM158 239H159V241H158ZM198 239L200 240V244H201V242L203 243V244H201L202 248H201L200 244L198 245V243H199ZM210 239H211V241H210ZM223 239H224V241H223ZM246 239H247V244H246ZM249 239H250V241L252 240L253 242L252 243L249 242ZM26 240H28V241H26ZM130 240H132V241H130ZM172 240H173V242H172ZM215 240H217L216 243H214ZM241 240L244 241L245 243L243 242V244H242ZM52 241H54V242L52 243ZM141 241L144 242V246L142 244L143 242L140 243ZM180 241H181L182 244L180 243ZM219 241L222 242V244H221L222 248H220V243L218 244ZM228 241H230V242H228ZM255 241L257 242V245H256ZM108 242H110V243H108ZM127 242H130V243H127ZM150 242L151 243L153 242V243L151 244ZM171 242H172L173 245H171L169 247ZM194 242L195 243L197 242V243L195 244ZM224 242L229 244V245L225 244ZM234 242H236L234 244V246H230V245H233V244H230V243H234ZM168 243H169V245H168ZM187 243H189V244H187ZM204 243L205 244H209L210 247L208 245L207 246L204 245ZM238 243H240V244H238ZM249 243H251V244H249ZM253 243H255L256 246ZM133 244L135 245V247H130V246H133ZM136 244H137L138 248L136 247ZM159 244H161V245H159ZM177 244H179V246ZM186 244H187V246H186ZM194 244H195V248H194ZM252 244H253V246H252ZM97 245H99V246L97 247ZM237 245L239 247L238 249L236 247ZM239 245H241V246H239ZM247 245H248V247H247ZM112 246H113V248H112ZM127 246H128V248H127ZM165 246H168V247H165ZM173 246H175L176 249ZM29 247H31V248H29ZM122 247H124V248H122ZM159 247L162 248V249H160ZM189 247H191V248H189ZM228 247H230V248H228ZM234 247H235V249H234ZM243 247H244L245 251H244ZM252 247H254V249L255 248L256 249L252 250L251 249ZM257 247H258V249H257ZM57 248H60L58 250H61V251L57 252ZM139 248L142 249V250H140ZM47 249H48V252H47ZM51 249H53V250H51ZM54 249L56 250V253L53 252V251H55ZM164 249H166V250H164ZM221 249L225 250V254L223 253L224 251L221 250ZM229 249H231V250H229ZM124 250H126V251H124ZM139 250L143 251V252H140ZM169 250L170 251L172 250V251L170 252ZM232 251H233V254H232ZM139 252H140V254H139ZM242 252H244V253H242ZM25 253H26V255H25ZM58 253H59V255H58ZM141 253H142V256L144 255L143 257H141ZM145 253H146V255L148 254L149 256L148 255L145 256ZM157 253L159 255L160 252H157ZM227 254L230 255V256H227ZM241 254L243 256L245 254V256L243 257ZM180 255H181V257H180ZM156 256L153 257L154 260H155ZM235 256L236 257L240 256L241 258L240 257L236 258ZM223 257H225V258H223ZM127 258H129V259H127ZM172 258L175 259V260L179 259V261L176 260L177 261L176 262L175 260H172ZM196 258H194L195 259L194 261L192 260L191 264H194V263L195 264H203V261L206 260V258L203 260V258H204L203 256L201 257L202 259H200V257L198 259H196ZM140 259H142V261ZM160 259L161 260L159 261L158 256H157L156 260H158V261L155 260V261H153V262L151 261V262H152V264H155V263L156 264H158V263L159 264H164L166 262L165 259H163L165 262H162L163 261L162 258H160ZM237 259L238 260L241 259L240 260L241 262H238ZM36 260H38V261H36ZM196 260H197V262H195ZM221 260H222V262H221ZM183 261H184V263H182ZM199 261H201L202 263L199 262ZM223 261H225V262L226 261L227 262L231 261V262L225 263ZM204 264H206V262ZM207 264H214V262L211 263V262L207 261Z\"/></svg>",
	"mask_w": 264,
	"mask_h": 264
},
{
	"label": "bare ground",
	"instance_id": "6f19581e",
	"mask_svg": "<svg viewBox=\"0 0 264 264\" xmlns=\"http://www.w3.org/2000/svg\"><path fill=\"white\" fill-rule=\"evenodd\" d=\"M6 1V0H5ZM4 1V2H5ZM48 1L49 0H40V2H41V4H49L48 3ZM94 1H96V0H92L90 3L89 2H83V0H62L61 2H56V3H53V6L52 5H50L51 7H55V8H58V11H59V13H68L67 14V18L66 19H64V20H62L61 18H57V19H54V17H52L53 15L52 14H50V16H49V18L52 20V22L53 23H55V24H57V23H60L61 22V24L63 25V27L65 26V28H64V33H66V31H67V34L68 33H70V31L72 32V34H71V39H72V41L75 43V52H77V58H78V62L77 63H79V67H71V65L68 63V61H66L65 60V58L63 59V58H61L62 56H60V57H58L59 55H57V53H59V54H64L65 52V48L64 47H61V46H59V44L58 43H56V42H54L53 40L55 39L54 38V35L53 36H51L50 34H48V32L46 31V29H45V27L44 26H33L34 27V34L33 33H31V34H27V31L25 32V30L27 29V27L28 26H20L21 24H18L17 26H13L11 29H10V27L8 26V28L5 30L4 29V31H1L0 32V35L1 34H3V32H5V33H8V34H17L18 36L21 34V35H25L26 36V38H27V40L28 41H30L28 44L26 43V44H17V43H15V44H9V43H5V42H1L0 41V70L2 71L1 73H3V74H12V75H14V77H12V78H10L9 79V81L12 83V85H14V86H16L17 88H24L25 89V94H23V95H19L18 97H14L13 95L10 97V98H4V101H2L1 103H0V117H8V118H14V117H20V116H23V119L24 118H26V117H28V116H36L37 118H40V117H42L43 115V111H45V110H47L48 108H56V107H58L59 105H64V106H69L70 108L71 107H74V106H76V105H79V106H81V105H83V101L85 100L84 99V97H83V94L84 93H90V94H92V95H95L96 96V94H97V92H96V90L98 89V88H101V89H103L104 90V88H107V87H111L112 85H114V84H121V85H125V87L127 86V84L128 85H130V82L132 81V79L130 80L128 77H129V75L131 74H129V70H131L132 68L133 69H135V71H138L139 72V75H135V73H134V75L135 76H145L144 78H148V79H153V78H159V77H157L156 75H159L161 78L160 79H162V81H166V83H168V82H171V86L168 84L167 86H168V89L166 90L168 93H170L171 95H175L176 96V98H177V94H178V92H180L179 90L182 88L183 90H185L184 88H186V87H190V84H189V81H188V79L186 80V79H183V78H185V77H187L189 74V72H191V70L189 69V67H193V66H191L192 64L190 63V61L188 60L191 56L190 55H194L195 56V52L198 50V48L197 47H199L200 46V44H199V46L197 45V47H196V45H195V48H197V50L194 52V53H192L191 51H189L190 53H189V55L187 56V55H185L187 58H185L184 57V55L182 54L183 53V50L184 49H191L188 45V48L186 47V46H184V47H186V48H184L183 49V46L181 45V44H179V43H176L175 42V40H173L174 42H172V43H169V44H166L165 45V43H163L162 41V39H160V41L161 42H159V43H157L156 45L157 46H159V44H161V46L163 47V46H165L164 48H165V50L162 52H160V55H158L157 53H155V54H157L158 55V57H157V55H154V51L156 52V50H152V48L149 46V47H147V45H145L144 43H146L145 42V40H144V42L143 43H141V42H139V36L136 38L137 40H134V41H137L136 42V45L134 46V50L136 51H132V52H127L126 51V49H125V47H126V43L124 44L123 43V40L124 39H122V36L120 35H118L117 33L116 34H114V32H117V31H114L113 33H111L112 31H107V33L109 32V35L107 34V33H105V35H102L101 34V28L99 29L100 31H98V30H96L95 32L93 31V34L91 35V34H88V31H87V33H86V31H85V27H86V25H87V22H88V19H85V18H83V13L84 12H89V17H90V12H92V10H94V5H92V2L94 3ZM104 4L103 5H99V10L102 12V13H105V12H107V11H109L110 10V8H112L113 9V7H111V5H112V1L113 0H101ZM115 1V0H114ZM118 1V0H117ZM128 1H130V0H128ZM127 1V3H129ZM141 0H139V2H140ZM146 1V0H145ZM154 1V0H153ZM152 1V2H153ZM174 1V0H173ZM224 1V0H223ZM227 1V0H226ZM231 1V0H230ZM232 1H234V0H232ZM239 1H241L242 2V7H240V6H238L237 5V7L239 8H241L242 9V12H243V9H245V3H244V0H239ZM247 1V0H246ZM258 2H259V5L261 4L262 6H263V8H264V0H257ZM18 2V1H17ZM116 2V1H115ZM135 2V1H134ZM138 2V0L136 1V3ZM159 2V1H158ZM167 2V1H166ZM165 2V3H166ZM169 2H170V0H169ZM187 2V1H186ZM213 2H215V1H213ZM212 2V3H213ZM221 2V1H220ZM235 3H236V1H234ZM257 2V3H258ZM22 3V2H21ZM123 3H125V0H124V2ZM131 3H133L132 2V0H131ZM172 3V2H171ZM188 3V2H187ZM191 2H189V4H190ZM207 3V2H206ZM209 4L211 3V2H208ZM247 3H249L248 1L246 2V5L248 6V4ZM16 4V3H15ZM26 4H28V3H26ZM33 4V3H32ZM36 4V3H35ZM138 4H140V3H138ZM150 3H148V5H149ZM164 4V3H163ZM175 4V3H174ZM173 4V5H174ZM186 4V3H185ZM194 4H198V3H194ZM215 4V3H214ZM212 5L214 8H215V6L216 5ZM216 4H219V3H216ZM221 4V3H220ZM224 4V3H223ZM229 4V3H228ZM250 4V3H249ZM11 5V4H10ZM34 5V4H33ZM47 5H45V6H47ZM121 5H126V4H121ZM146 5V4H145ZM148 5H146V6H148ZM152 5V4H151ZM172 5V6H173ZM177 5V4H176ZM200 5V4H199ZM225 5H226V2H225V4H224V7H225ZM230 5V4H229ZM232 5H233V3H232ZM232 5H230L231 7H232ZM258 5V4H257ZM259 5H258V7H259ZM23 6V5H22ZM49 6V7H50ZM118 6V5H117ZM136 6V5H135ZM150 6V5H149ZM155 6V5H154ZM158 6V5H157ZM165 6V5H164ZM185 6V5H184ZM187 6V5H186ZM191 6V5H190ZM208 6H210V5H208ZM244 6V7H243ZM246 6V7H247ZM250 6V5H249ZM26 7V6H25ZM38 7V6H37ZM97 7V6H96ZM137 7H139V5L137 6ZM220 7V6H219ZM227 7H229V6H227ZM251 8H252V6H250ZM22 8H24V7H22ZM21 8V9H22ZM31 13V16H35L34 14H35V7H33V6H31V8H28V7H26ZM33 8H35V9H33ZM130 8H132L131 7V5H130ZM143 8V7H142ZM145 8V7H144ZM150 8V7H149ZM148 8V9H149ZM152 8V7H151ZM153 8H156V7H153ZM163 8V7H162ZM176 8V7H175ZM175 8H172L173 10H174V12H175ZM190 8V7H189ZM188 8V9H189ZM192 8H193V6H192ZM210 8V7H209ZM233 9L235 8L234 7V5H233V7H232ZM251 8H250V10H251ZM49 9V8H48ZM84 9V10H83ZM116 9V7H114V9L113 10H115ZM141 9V8H140ZM148 9H146V10H148ZM168 9H169V6H168ZM178 9V8H177ZM180 10H181V8H179ZM221 9V8H220ZM224 9V8H223ZM226 9V8H225ZM248 9V8H247ZM253 9V8H252ZM14 10V9H13ZM12 10V11H13ZM17 10V9H16ZM24 11H26L25 10V8L23 9ZM27 10V11H28ZM41 10V9H40ZM96 10V9H95ZM131 10V9H130ZM145 10V11H146ZM155 10V9H154ZM154 10H153V12H154ZM157 10V9H156ZM212 10H214V9H212ZM222 10V9H221ZM226 10H228V9H226ZM239 10V9H238ZM249 10V9H248ZM10 11V10H9ZM26 11V12H27ZM99 11V12H100ZM142 11V10H141ZM149 11V10H148ZM172 11V10H171ZM215 11L217 12V10H216V8H215ZM219 11V10H218ZM228 11H230V8H229V10ZM233 11H236L235 9L233 10ZM19 12V11H18ZM44 12V11H43ZM115 12V11H114ZM151 12H152V10L150 11V14H151ZM152 12V13H153ZM168 12V11H167ZM203 12V11H202ZM247 12V11H246ZM3 13H5V12H3ZM37 13V12H36ZM58 13V12H57ZM146 13V12H145ZM145 13H144V15H145ZM168 13H171L170 12V9H169V12ZM177 13V12H176ZM175 13V14H176ZM199 14H200V11L198 12ZM205 13V12H204ZM228 13V12H227ZM231 13V12H230ZM238 12L236 11V14H237ZM241 13V12H240ZM17 14V13H16ZM21 14V13H20ZM41 14V13H40ZM108 14V13H107ZM124 14V13H123ZM127 14V13H126ZM140 14V13H139ZM149 14V15H150ZM161 14V13H160ZM235 14V15H236ZM48 15H49V13H48ZM55 15V14H54ZM111 15V14H110ZM152 15H154V14H152ZM157 15V14H156ZM167 15V14H166ZM178 15V16H177ZM186 15V14H185ZM221 15H223V13L221 14ZM234 15V14H233ZM234 15V16H235ZM12 16L14 17V14H12ZM44 16V15H43ZM106 16V15H105ZM127 16V15H126ZM165 16V15H164ZM176 16H177V18L178 19H180V20H183L182 19V14L180 13V11H178V14H176ZM193 16V15H192ZM190 17V18H193V17ZM203 16V15H202ZM208 16V15H207ZM217 16V15H216ZM215 16V17H216ZM219 16V15H218ZM225 16V15H224ZM228 16V15H227ZM241 16V15H240ZM239 16V17H240ZM258 16V15H257ZM10 17V16H9ZM70 17V18H69ZM88 17V18H89ZM111 17V16H110ZM153 16H151V18H152ZM157 17V16H156ZM236 17V16H235ZM251 17V16H250ZM37 18V17H36ZM46 18V17H45ZM97 18V17H96ZM101 18V17H100ZM128 18V17H127ZM158 18H160V17H158ZM198 19H199V17H197ZM202 18H204V17H202ZM210 19H213V18H211V17H209ZM209 18H208V20H209ZM232 18V17H231ZM238 17H236V19H237ZM245 18V17H244ZM243 18V19H244ZM20 19V18H19ZM48 19V18H47ZM90 19V18H89ZM123 19H125V18H123ZM134 19V18H133ZM153 19H154V17H153ZM223 19V18H222ZM226 19H227V17H226ZM251 18H249V20H250ZM15 20V19H14ZM34 20V19H33ZM32 20V21H33ZM111 20V19H110ZM136 20H138V22H139V19H136ZM135 20V21H136ZM150 20V19H149ZM148 20V21H149ZM165 20H167V19H165ZM179 20V21H180ZM207 20V21H208ZM217 20H218V18H217ZM217 20H214V21H216L217 22ZM224 20V19H223ZM259 20V19H258ZM12 21V20H11ZM10 21V23H13V22H11ZM105 21V20H104ZM127 21V20H126ZM154 21V20H153ZM169 21V20H168ZM203 21H204V19H203ZM214 21H210L212 24H213V22ZM220 21V20H219ZM20 22V21H19ZM107 21H105L104 22V24L103 25H106V26H108V23H106ZM162 22H163V20H162ZM170 23H171V21H169ZM189 22V21H188ZM196 22H199L198 20L196 21ZM205 22V21H204ZM203 22V23H204ZM209 22V23H210ZM228 22V21H227ZM231 22H238V19H237V21H231ZM240 22V21H239ZM254 23L256 22V20L255 21H253ZM3 23V22H2ZM9 23V22H8ZM125 23V22H124ZM146 23V22H145ZM144 23V24H145ZM200 23V22H199ZM207 23V22H206ZM220 23H222L223 25H225L224 24V22H219V24ZM229 23V22H228ZM258 23V22H257ZM33 24V23H32ZM49 24V23H48ZM133 24H134V22H133ZM193 24V23H192ZM237 24V23H236ZM90 25V24H89ZM93 25V24H92ZM99 25V24H98ZM119 25V24H118ZM122 25V24H121ZM138 25V24H137ZM158 25V24H157ZM185 25V24H184ZM191 25V24H190ZM195 25H196V23H195ZM198 25V24H197ZM217 25H218V22H217ZM221 25V24H220ZM234 24H232V26H233ZM242 25V24H241ZM240 25V26H241ZM115 26H116V24H115ZM120 26V25H119ZM124 26V25H123ZM136 26V25H135ZM151 26V25H150ZM154 26V25H153ZM164 26V25H163ZM167 26H168V24H167ZM166 26V27H167ZM188 26V25H187ZM204 26V25H203ZM209 26V25H208ZM235 26V25H234ZM239 26V27H240ZM245 26H247V25H245ZM101 27V26H100ZM126 27V26H125ZM143 27H146L145 25L143 26ZM157 27V26H156ZM162 27V26H161ZM160 27V28H161ZM172 27V26H171ZM176 27V26H175ZM185 27V26H184ZM199 28H201L200 26H198ZM197 27V28H198ZM219 27L220 26H218L216 29L218 30L219 29ZM228 27V26H227ZM227 27H226V25H225V28L227 29ZM238 27V28H239ZM90 28H93V27H91V25H90ZM98 28H99V26H98ZM107 28V27H106ZM112 28H115V27H112ZM120 28V27H119ZM130 28V27H129ZM128 28V29H129ZM132 28V27H131ZM133 28H134V26H133ZM142 28V27H141ZM151 28V27H150ZM149 28V29H150ZM153 28V27H152ZM178 27H176V29H177ZM180 28H182V27H180ZM195 28V27H194ZM196 28V29H197ZM198 28V29H199ZM210 28V27H209ZM215 28V27H214ZM242 29H243V26L241 27ZM248 28H249V25H248ZM62 29V28H61ZM93 29H95V27L93 28ZM102 29H103V27H102ZM156 29V28H155ZM158 29V28H157ZM165 29V28H164ZM173 29H175V28H173ZM191 29H193V27L191 28ZM202 29H203V27H202ZM201 29V30H202ZM223 29V28H222ZM230 29V28H229ZM90 30V29H89ZM92 30V29H91ZM90 30V31H91ZM104 30V29H103ZM109 30H112V29H110L109 28ZM119 30V29H118ZM139 30V29H138ZM152 30V29H151ZM161 30V29H160ZM159 30V31H160ZM170 30V29H169ZM184 30V29H183ZM214 30V29H213ZM217 30H216V32H217ZM245 30H247V29H245ZM61 31V30H60ZM128 31V30H127ZM133 31H135V30H133ZM150 31V30H149ZM148 31V32H149ZM158 31V32H159ZM165 31V33H167L166 32V30H164ZM172 31V30H171ZM177 31V30H176ZM182 31V30H181ZM180 31V32H181ZM190 31V30H189ZM193 31V33L195 32L194 30H192ZM197 31V30H196ZM203 31V30H202ZM236 31H238V30H236ZM244 31V30H243ZM50 32V31H49ZM56 32H59V31H56ZM122 32H124V31H122ZM147 31H146V33H148ZM152 32H154L153 30H152ZM157 32V33H158ZM162 32H163V30H162ZM161 32V33H162ZM179 32V30H178V32H177V34L176 35H174V36H177V35H179L178 33H180ZM183 32V31H182ZM185 32V31H184ZM188 32V31H187ZM201 32V31H200ZM199 32V33H200ZM207 32V31H206ZM209 32H210V30H209ZM218 32H220V31H218ZM232 32H235V31H232ZM248 32V31H247ZM247 32H245V33H247ZM250 32V31H249ZM248 32V33H249ZM125 33V32H124ZM131 33V32H130ZM129 33V34H130ZM134 33V32H133ZM160 33V32H159ZM189 33V32H188ZM197 33H198V31H197ZM208 33V32H207ZM206 33V34H207ZM210 33H212V31L210 32ZM223 33H225L224 31H223ZM248 33H247V35H248ZM253 33V32H252ZM7 34V35H8ZM61 35H62V33H60ZM107 34V35H106ZM122 34V33H121ZM136 34V33H135ZM149 35H150V33H148ZM163 34V33H162ZM170 34V33H169ZM184 34V33H183ZM192 34V33H191ZM190 33H189V36L191 35ZM195 34H196V32H195ZM202 34H204V35H206L204 32L202 33ZM202 34H200L201 36H202ZM209 34V33H208ZM225 34H228L229 35V37L230 36H232V34L230 35L229 34V32L228 33H225ZM5 34H3V36H4ZM6 35V36H7ZM57 35H59V34H57ZM145 35V34H144ZM147 35V34H146ZM160 35V34H159ZM165 35V34H164ZM164 35L162 36V37H164ZM168 35V34H167ZM197 36V39H198V34H196ZM210 35V34H209ZM220 35V34H219ZM218 35V36H219ZM221 35H223V34H221ZM242 35V34H241ZM240 35V36H241ZM246 34H245V36H247ZM264 35V34H263ZM5 36V37H6ZM16 36V35H15ZM69 36V35H68ZM124 36H125V34H124ZM131 36V35H130ZM155 36H156V34H155ZM174 36H172V37H174ZM181 36H182V38L184 37L183 35H182V33H181ZM188 36V35H187ZM192 36V35H191ZM190 36V37H191ZM212 36V35H211ZM213 36H215V35H213ZM225 36V35H224ZM239 36V37H240ZM242 36H244V35H242ZM248 36H250V35H248ZM247 36V37H248ZM4 37V38H5ZM56 37V36H55ZM113 37V38H112ZM115 37H117V38H119L120 40L117 42V41H114V40H116L117 38H115ZM135 37V36H134ZM158 37V36H157ZM165 37H167V36H165ZM169 37V36H168ZM180 37V36H179ZM179 37H178V39H176V40H179ZM186 37V36H185ZM196 37H195V39H196ZM206 37V36H205ZM228 37V36H227ZM226 37V38H227ZM237 37V36H236ZM238 37V38H239ZM254 37V36H253ZM253 37L251 38V36H250V38L253 40ZM262 37H264V36H262ZM11 38V37H10ZM126 38V37H125ZM144 38V37H143ZM147 38H148V36H147ZM152 38H153V36H152ZM171 38V37H170ZM189 38V37H188ZM193 38H194V35H193ZM193 38H191V39H193ZM207 38V37H206ZM210 38V37H209ZM216 38H219V37H217L216 36ZM215 38V39H216ZM237 38V39H238ZM255 38H256V36H255ZM259 38V37H258ZM261 38V37H260ZM259 38V39H260ZM70 39V40H71ZM127 39V38H126ZM142 39V38H141ZM155 39V37L153 38V40L152 41H155L156 42V39ZM185 39V38H184ZM204 39V38H203ZM214 39V40H215ZM225 39V38H224ZM247 40H248V38H246ZM250 39V40H251ZM6 40V39H5ZM133 40V39H132ZM149 40H151V39H149ZM169 40V39H168ZM167 40V41H168ZM188 41H189V39H187ZM198 40H200V39H198ZM202 40V39H201ZM205 41H206V39H204ZM207 40H208V38H207ZM228 40V39H227ZM234 40V39H233ZM232 40V41H233ZM254 40H257V39H254ZM253 40V41H254ZM263 40V39H262ZM152 41H150V42H152ZM179 41H181V42H185V40H181V37H180V40ZM178 41V42H179ZM191 41H194V39L193 40H191ZM217 41H219V40H217ZM231 41V42H232ZM235 41H236V39H235ZM20 42V41H19ZM115 42H117V43H115ZM147 42H149V41H147ZM183 42V43H184ZM187 42V41H186ZM185 42V43H186ZM203 42V41H202ZM214 42V41H213ZM229 42V41H228ZM234 42V41H233ZM243 42V41H242ZM261 42V41H260ZM259 42V43H260ZM184 43V45H186V44H189L188 42L185 44ZM220 43H221V41H220ZM226 43H227V41H226ZM225 43V44H226ZM238 43V45H236L235 47L237 48L238 46H239V42H237ZM253 43V42H252ZM251 43V44H252ZM258 41H257V46H258ZM147 44H149V43H147ZM152 44V43H151ZM198 44V43H197ZM205 44V43H204ZM209 44V43H208ZM223 44H224V42H223ZM234 44H236V43H234ZM240 44H241V42H240ZM155 45V44H154ZM155 45V46H156ZM190 45V44H189ZM192 46H193V44H191ZM203 45V44H202ZM217 45V44H216ZM222 45V44H221ZM221 45L220 46H218L219 48L221 47ZM227 45V44H226ZM226 45H224V46H226ZM242 45H244V44H242ZM253 45V44H252ZM264 45V44H263ZM82 46H85V47H89L90 49V51L93 53V60L91 59V61H84L83 60V55H85V54H82V51L83 50H81V48H82ZM128 46V45H127ZM131 46V45H130ZM152 46V45H151ZM161 46L160 47H158V49L160 48V50H161ZM232 46H234L233 44H232ZM154 47V46H153ZM202 47V46H201ZM206 46H204V48H205ZM217 47V49L220 51L221 49H219ZM226 47H228V46H226ZM235 47H234V49H235ZM240 47V46H239ZM250 47H252V46H250ZM260 47L261 46H259V49H260ZM130 48V47H129ZM151 48V49H150ZM194 48V49H195ZM203 48V49H204ZM213 48H214V44H213ZM225 48V47H224ZM241 48V47H240ZM248 48H249V46H248ZM253 48V47H252ZM264 48V47H263ZM69 49V48H68ZM67 49V50H68ZM72 49V48H71ZM194 49H193V51H194ZM201 49V48H200ZM211 48H209L208 50H210ZM222 49H223V46H222ZM246 49V48H245ZM250 49V48H249ZM182 50V53H180V51ZM207 50V49H206ZM206 50H203V51H206ZM213 50V49H212ZM211 50V51H212ZM225 50H226V52H224L223 50V52H224V55H226L225 53H227L229 50H227L226 48H225ZM244 50V49H243ZM250 50H252V49H250ZM88 51V50H87ZM86 51V53H88ZM126 51V52H125ZM129 51V50H128ZM188 51V50H187ZM202 51V52H203ZM210 51V52H211ZM217 51V50H216ZM215 51V52H216ZM233 51V50H232ZM231 51V53H233ZM237 51H238V48H237ZM240 51V50H239ZM244 51H246V50H244ZM248 51V50H247ZM253 51H255V50H253ZM259 52V51H261V50H256L255 52ZM72 52V51H71ZM199 52V51H198ZM201 52V53H202ZM209 52V53H210ZM212 52H214V50L212 51ZM218 52V51H217ZM223 52H219V53H223ZM241 52H242V50H241ZM249 52H251V51H249ZM248 52V53H249ZM84 53V52H83ZM185 53V52H184ZM188 53V52H187ZM187 53H185V54H187ZM206 53H208V52H206ZM218 53V54H219ZM230 53V52H229ZM246 53V52H245ZM203 54V53H202ZM221 54H219V55H221ZM228 54V53H227ZM243 54H244V52H243ZM87 55H90L89 53L87 54ZM114 55H121L120 56V58H118V59H116V60H114V62L111 60L110 62L111 63H109L108 61L111 59V57H113L114 58ZM180 55H183L182 57H180ZM198 55V54H197ZM212 55V54H211ZM213 55H214V53H213ZM232 55V54H231ZM237 55V54H236ZM235 55V56H236ZM248 55V54H247ZM249 55H250V53H249ZM257 55V54H256ZM68 56V55H67ZM86 56V55H85ZM84 56V57H85ZM91 56V57H92ZM154 56H156L157 58H155ZM190 56V57H189ZM201 56H204V54L203 55H201ZM208 57L210 56V55H207ZM217 56V55H216ZM227 56V55H226ZM229 56V55H228ZM234 55H233V57H235ZM238 56V55H237ZM262 56V55H261ZM72 56H70V58H71ZM116 57V56H115ZM189 57V58H188ZM193 57V56H192ZM200 56H198V58H199ZM205 57V56H204ZM211 57V56H210ZM218 57V56H217ZM221 57V56H220ZM220 57H219V59H220ZM230 57V56H229ZM228 57V58H229ZM232 57V56H231ZM254 57H255V55H254ZM257 57V56H256ZM74 58V57H73ZM76 58V59H77ZM86 58V57H85ZM90 58V57H89ZM197 58V59H198ZM201 58V57H200ZM200 58H199V61H200ZM227 57H226V60L228 59ZM237 58V57H236ZM236 58H234L233 60H234V62H236L235 60H237ZM259 58H261V57H259ZM65 60V61H61V60ZM87 59V58H86ZM202 59H204V58H202ZM213 59H214V57H213ZM243 59V58H242ZM255 59V58H254ZM190 60H193V58L192 59H190ZM196 60V59H195ZM205 60V59H204ZM217 61H218V59H216ZM228 60H231V59H228ZM260 60V59H259ZM116 61V62H115ZM194 61V60H193ZM192 61V62H193ZM199 61H196L197 62V64H198V62ZM212 61V60H211ZM214 61H215V59H214ZM239 61V60H238ZM237 61V62H238ZM243 61V60H242ZM246 61V60H245ZM248 61V60H247ZM249 61H251V60H249ZM248 61V62H249ZM70 62H71V60H70ZM195 62V61H194ZM193 62V63H194ZM195 62V63H196ZM202 62H204V61H202ZM206 62V61H205ZM233 62V63H234ZM241 62V61H240ZM255 62H258V61H255ZM261 62V61H260ZM194 63V64H195ZM220 63H221V61H220ZM219 63V64H220ZM223 63V62H222ZM220 64L221 66L224 64ZM228 63H230V62H228ZM228 63H226V64H228ZM55 64V65H54ZM199 64H200V62H199ZM203 64V66H204V64L205 63H202ZM202 64H201V68H202ZM218 64V63H217ZM236 64H238V63H236ZM241 64V63H240ZM240 64H238V65H240ZM242 64H243V62H242ZM241 64V65H242ZM248 64V63H247ZM63 66L64 68H65V75H62V76H58V72H59V70L57 69L58 68V66ZM207 65H208V63H207ZM234 65V64H233ZM240 65V66H241ZM245 65H246V63H245ZM73 66V65H72ZM133 66V67H132ZM209 66V65H208ZM214 66H215V64H214ZM225 66V65H224ZM227 66V65H226ZM55 67V68H54ZM62 67V68H63ZM84 67V69L86 68L87 69V71H88V73L87 72H85V71H83V72H85L84 73V75L87 73V76L89 77V80L87 79V78H85V79H87L89 82L88 83H81V80H83V81H86L87 82V80H84L83 78L81 79V74H82V72H81V70H82V68ZM199 67H200V65H199ZM220 67V66H219ZM235 67H236V65H235ZM61 68V69H62ZM126 68H129V70L126 72L124 69H126ZM200 68V69H201ZM204 68V67H203ZM202 68V69H203ZM205 68H206V66H205ZM208 68V67H207ZM222 68V67H221ZM223 68H225V67H223ZM222 68V69H223ZM228 68V67H227ZM238 68H239V66H238ZM244 68H246V67H244ZM83 69V70H84ZM193 69V68H192ZM196 69V68H195ZM195 69H194V71H195ZM197 69H198V67H197ZM209 70H210V66H209V68H208ZM221 69V70H222ZM127 70V69H126ZM190 70V71H189ZM204 70V69H203ZM203 70H201V71H203ZM211 70H214V68L212 69L211 68ZM210 70V71H211ZM216 70H217V72H218V69H217V65H216ZM220 70V71H221ZM237 70V69H236ZM238 70H240V69H238ZM206 71V70H205ZM204 71V74L206 73ZM215 71V70H214ZM222 71H224V70H222ZM222 71L220 72V74L222 73ZM225 71H226V69H225ZM241 71H244V70H242V68H241V70H240V73H242ZM61 72V71H60ZM59 72V73H60ZM130 72H132V71H130ZM137 72V73H138ZM208 72V71H207ZM227 72V71H226ZM34 73H38L39 75H41L42 77H41V79L40 78H37V77H34L33 76V74ZM62 73H63V71H62ZM136 73V74H137ZM140 73H143V74H141L140 75ZM193 73V72H192ZM212 73V72H211ZM215 73V72H214ZM229 73V72H228ZM55 74V75H54ZM64 74V73H63ZM129 74V75H128ZM191 74V73H190ZM195 74V73H194ZM200 74H201V72H200ZM213 74V73H212ZM219 73H218V75H220ZM225 75H227L226 73H224ZM223 74V75H224ZM239 74V73H238ZM244 74V73H243ZM242 74V75H243ZM249 74V73H248ZM57 75V76H56ZM70 75H73V77L71 76V78H73L72 80H69L68 78H69V76ZM126 75L128 76L127 78L129 79H127V78H125L126 77ZM132 75V74H131ZM192 75V74H191ZM215 75V74H214ZM214 75H212V76H214ZM217 75V77H219ZM225 75H224V78H225ZM231 75V74H230ZM246 75V74H245ZM133 76V75H132ZM153 76H156V77H153ZM182 76H185V77H182ZM195 76V75H194ZM209 76H210V74H209ZM231 76H233V75H231ZM236 76V75H235ZM234 76V78H238L239 79V77H235ZM238 76V75H237ZM257 76H258V74H257ZM18 77V78H17ZM86 77V76H85ZM190 77V76H189ZM201 76L199 75V78H200ZM204 77V81H206V82H202V83H207V80H208V84H204L205 85V88H207V85H210L209 84V79L211 78L212 79V77H209L208 79L206 78L207 76H203ZM221 77V76H220ZM230 77V76H229ZM229 77H227V78H229ZM20 78H24V81L23 82H21V79ZM70 78V79H71ZM141 78V77H140ZM139 78V80H143V79H140ZM188 78V77H187ZM191 78H192V76H191ZM206 78V79H205ZM214 78V77H213ZM255 78H256V76H255ZM160 79H158V80H160ZM194 79V78H193ZM210 79V80H211ZM217 79V78H216ZM219 79V78H218ZM217 79V80H218ZM226 79V78H225ZM224 79V80H225ZM231 79H232V77H231ZM135 79H134V77H133V81H134ZM138 80V79H137ZM157 80V79H156ZM155 80V81H156ZM157 80V81H158ZM190 81L192 80V79H189ZM201 80V79H200ZM213 80V79H212ZM215 80V79H214ZM227 80V79H226ZM150 81V80H149ZM153 81V80H152ZM187 81H188V83H187ZM194 81V80H193ZM192 81V82H193ZM228 81V80H227ZM242 81V80H241ZM137 82V81H136ZM148 82V81H147ZM151 82V81H150ZM163 82V83H164ZM212 82V81H211ZM218 82H220V80L218 81ZM221 82H226V81H221ZM229 82V81H228ZM247 82H248V80H247ZM134 83V82H133ZM138 83V82H137ZM140 83V82H139ZM153 83V82H152ZM151 83V84H152ZM191 83V82H190ZM200 83V82H199ZM198 83V84H199ZM0 84H1V81H0ZM48 85L49 86V89L48 90H50V91H48V92H50L49 94H46V93H44V91H43V89H44V87H42V86H44V85ZM50 84V85H49ZM62 84L64 85H66L67 86V84H72V88H70V89H62L61 87H62ZM136 83H134V85L133 86H136L135 85ZM154 84H155V82H154ZM153 84V85H154ZM196 84V83H195ZM215 83H213V85H214ZM217 84V83H216ZM228 84V83H227ZM225 85V86H228V85ZM232 84V83H231ZM242 84H243V81H242ZM144 85V84H143ZM142 85V86H143ZM146 85H148L147 83H146ZM149 85H150V83H149ZM165 85V84H164ZM212 85V86H213ZM224 85V84H223ZM122 86V88L125 90V88ZM151 86V85H150ZM161 86H162V84H161ZM161 86H159V87H161ZM170 86V87H169ZM182 86V87H181ZM191 86H192V84H191ZM194 86V85H193ZM203 86V85H202ZM211 86V87H212ZM68 87V86H67ZM114 88L115 87H119V85L117 86H113ZM141 87V86H140ZM139 87V88H140ZM147 87H149V86H147ZM152 87V86H151ZM154 87V86H153ZM163 88H164V86H162ZM196 87V86H195ZM194 87V88H195ZM197 87H199L198 88V92H202V91H199V89L201 90V88H200V86H198L197 85ZM215 87H216V85H215ZM231 87V86H230ZM229 87V88H230ZM64 88V87H63ZM127 88H129L128 86H127ZM133 88V87H132ZM142 89H144L143 87H141ZM156 88V87H155ZM204 88V87H203ZM120 89V88H119ZM122 89V90H123ZM135 89H137V88H134V90ZM154 89V88H153ZM158 89V88H157ZM188 89V88H187ZM209 89V88H208ZM208 89H206L205 90V92L208 90ZM211 89H214V88H211ZM211 89H209V90H211ZM227 89V88H226ZM23 90V89H22ZM27 90H29L28 92L29 93H27ZM121 90V89H120ZM128 90H130V89H128ZM133 90V91H134ZM140 90V89H139ZM150 90V89H149ZM162 90V89H161ZM193 90H195V89H193ZM202 90H204V89H202ZM46 91V92H47ZM105 91H107V90H105ZM109 91H111V90H109ZM109 91H108V93H109ZM113 91V93H114V91H116V89H114V90H112ZM119 91V90H118ZM136 91H138V90H136ZM141 91V90H140ZM139 91V92H140ZM142 91H144V90H142ZM155 91V90H154ZM163 91V90H162ZM166 91H163V92H166ZM226 91H228V89L226 90ZM124 92V91H123ZM129 92V91H128ZM146 93H147V91H145ZM144 92V93H145ZM157 92V91H156ZM185 91H182V94L184 93ZM186 92H188V90L186 91ZM191 92V91H190ZM194 92H196V91H194ZM194 92H193V94H194ZM26 93L27 94H32L33 95V97H31V98H29L28 99V96L26 95ZM117 93V92H116ZM119 93V92H118ZM125 93V92H124ZM142 94H143V92H141ZM145 93V94H146ZM151 93V92H150ZM162 93V92H161ZM189 93V92H188ZM212 93V92H211ZM122 94V93H121ZM126 94V93H125ZM132 94V93H131ZM134 94H135V92H134ZM133 94V95H134ZM140 94V93H139ZM142 94H141V96H142ZM144 94V95H145ZM149 94V93H148ZM147 94V95H148ZM160 94V93H159ZM182 94H180L181 96H182ZM193 94H192V96H193ZM116 95H119V94H116ZM130 95V92H129V94L128 95H125V96H129ZM171 95H169V99H170V96ZM179 95V96H180ZM188 95V94H187ZM38 96V98H41V96H42V100L40 101V99H36L35 97H37ZM99 96V95H98ZM110 96H111V92H110ZM113 96H115L114 94H113ZM122 96H123V94H122ZM140 96V97H141ZM150 96V95H149ZM153 98H152V97ZM151 98L153 99L152 101H153V103L151 104L150 103V105H147V106H144V105H141V106H139V105H136L137 103L136 102H132L133 103V105H134V103H136L134 106L132 105V107H131V105H130V101H128L127 103H124V104H127L128 106L127 107H125L124 109H121L122 111H120V112H122V113H124L125 111H127V113L130 111L129 109H133V111L134 112H132V117L130 118L129 117V115L127 116V115H125L127 118H126V120L127 119H129L128 121H126V123H131V125H135V127H134V132L133 133H135V131H136V134H137V132H138V134H140V135H142V134H144V135H146V137H147V135H150V131L148 130V131H145V130H143V128H142V125H141V123H140V120H141V118L142 117H144V116H142V115H144V114H146V113H148V114H152V115H156L159 119H162V120H164V118H169L170 116V112H171V108H172V111H173V107H171V105L170 106H168V110L166 109L167 107H163V105L159 102V100L161 99V98H163V97H165V95L164 96H162L161 97V94L159 95L161 98H158V94L156 95V94H154L153 92H152V94H151ZM191 96V95H190ZM58 97L60 98V99H58ZM97 97V96H96ZM112 97V96H111ZM116 97V96H115ZM118 97V96H117ZM134 97V96H133ZM138 98H139V100H140V102L143 100L142 98H143V96H142V98H140L139 96H137ZM147 97V96H146ZM149 97V98H150ZM99 98V97H98ZM131 98V97H130ZM136 98V97H135ZM134 98V100L136 101V99ZM175 98V99H176ZM184 98H186V95L184 96ZM183 98V99H184ZM188 98V97H187ZM113 99V98H112ZM115 99H117L118 101H122V99H121V97H118V98H115ZM114 99V100H115ZM124 99V98H123ZM132 99V98H131ZM145 99H147V98H145ZM166 99V98H165ZM164 99V100H165ZM167 99H168V97H167ZM173 99V98H172ZM178 99V98H177ZM180 99V98H179ZM263 99V98H262ZM126 100V99H125ZM129 100V99H128ZM171 100V99H170ZM170 100H167V101H170ZM181 100V99H180ZM180 100H178V102H180ZM184 100H186V99H184ZM86 101V100H85ZM116 101V100H115ZM118 101H116V104L118 103V105L120 106V104H119V102ZM144 101V100H143ZM142 101V102H143ZM163 101V100H162ZM166 101V102H167ZM89 102V101H88ZM112 102V101H111ZM110 102V103H111ZM140 102H138V104L140 103ZM165 102V101H164ZM163 102V103H164ZM166 102H165V105H166ZM171 102H173L174 103V101H171ZM177 102V101H176ZM177 102V103H178ZM195 102V101H194ZM99 103V102H98ZM110 103H107L106 104V102H105V106H102V108H105L107 105H108V108L109 107H112V106H109V104ZM144 103V102H143ZM142 103V104H143ZM146 103V102H145ZM176 103V104H177ZM181 103V102H180ZM179 103V104H180ZM187 102L185 101H183V105L184 104H186ZM196 103V102H195ZM88 104V103H87ZM91 104V103H90ZM89 104V105H90ZM122 104H123V101H122ZM121 104V105H122ZM172 104V103H171ZM175 104V103H174ZM174 105L175 106V109L177 110V109H179V105ZM187 104H189L190 105V103H187ZM192 104V103H191ZM194 104V103H193ZM192 104V105H193ZM197 105H198V102L196 103ZM195 104V105H196ZM164 105V106H165ZM169 105V104H168ZM64 106H63V108H64ZM172 106H173V104H172ZM187 106V105H186ZM194 106V105H193ZM192 106V107H193ZM85 107V106H84ZM88 107V106H87ZM95 107V106H94ZM97 107V106H96ZM129 107H131V108H129ZM189 107V106H188ZM188 107H187V109H188ZM191 107V108H192ZM59 108V107H58ZM57 108V109H58ZM62 108V107H61ZM82 108V107H81ZM97 108H99V107H97ZM121 108H123V107H121ZM190 108V109H191ZM194 108V107H193ZM196 108V107H195ZM208 108V107H207ZM209 108H211V105H210V107ZM100 109V108H99ZM98 109V110H99ZM106 109V108H105ZM135 109V110H134ZM190 109H188V110H190ZM109 110H111V109H108V111ZM112 110H113V108H112ZM111 110V111H112ZM118 110V109H117ZM129 110V111H128ZM169 110H170V112H169ZM180 110H181V108L179 109V110H177V111H179L180 112ZM184 110H186V109H184ZM193 110H195V109H193ZM97 111V110H96ZM95 111V113H99V112H101V111H99V112H96ZM183 111V110H182ZM187 111V110H186ZM202 111V110H201ZM106 112V111H105ZM118 112V111H117ZM131 112V111H130ZM155 112V113H154ZM176 112V111H175ZM175 112H173V113H175ZM184 112V111H183ZM200 112V111H199ZM212 112V111H211ZM210 112V113H211ZM94 113V114H95ZM119 113V112H118ZM173 113H172V115H173ZM181 113V112H180ZM188 113V112H187ZM255 113V112H254ZM100 114V113H99ZM101 114L103 115L104 113H102L101 112ZM183 114V113H182ZM192 114V113H191ZM190 114V115H191ZM202 115H203V113H201ZM208 114V113H207ZM101 115V116H102ZM105 116H106V114H104ZM103 115V116H104ZM112 114H110V116H111ZM179 115V114H178ZM184 115V114H183ZM187 115V114H186ZM186 115H185V117H186ZM193 115V114H192ZM191 115V116H192ZM198 116L199 114H198V112H197V114L195 113V115L194 116ZM205 115V114H204ZM209 115V114H208ZM104 116V117H105ZM107 116H109V115H107ZM120 116V115H119ZM124 116V115H123ZM134 116H136V117H138V120L139 121H136L137 119H133L134 118ZM155 116V117H156ZM169 116V117H168ZM182 116V115H181ZM187 116H189V114L187 115ZM190 116V117H191ZM94 118H97L96 117V115L95 116H93ZM103 117V118H104ZM146 117V116H145ZM151 118H152V116H150ZM154 117V118H155ZM174 117H175V115H174ZM180 117V116H179ZM185 117H184V119L183 120H185ZM201 117V116H200ZM204 117H206V115L204 116ZM209 117V116H208ZM207 117V118H208ZM111 118H112V116H111ZM119 119L121 118V117H118ZM124 118V117H123ZM157 118V119H158ZM182 118V117H181ZM187 118V117H186ZM189 118V117H188ZM211 118H212V116H211ZM211 118H209L210 120H211ZM22 119V121H24ZM98 119V118H97ZM101 119V121H103L104 119H102V118H100ZM99 119V120H100ZM171 119H173V118H171ZM191 119H193L192 117L190 118V119H187V120H191ZM199 119H201V118H199V116H198V119H196V120H198L199 121ZM106 120V119H105ZM105 120L103 121V122H105ZM114 120V119H113ZM121 120V119H120ZM125 120V118L123 119V121ZM131 120V121H130ZM196 120L195 121H193V123L195 124L196 123V125H197V123L198 122H196ZM202 120V119H201ZM205 120V119H204ZM212 120H214V118L212 119ZM96 121V120H95ZM107 121V123L109 124V126L108 127H110V121H111V119H110V117L106 120ZM154 121H155V119H154ZM165 121V120H164ZM168 121H170V120H168ZM168 121H166V122H168ZM205 121H207L208 122V119L207 120H205ZM204 121V122H205ZM216 121V120H215ZM100 122V121H99ZM125 122V121H124ZM158 122V121H157ZM160 123L162 122V121H159ZM165 122V123H166ZM171 122V121H170ZM178 122H180V121H178ZM185 122V121H184ZM186 122H188V121H186ZM200 122V121H199ZM202 122H203V120H202ZM211 122V121H210ZM213 122V121H212ZM102 123V122H101ZM113 123V122H112ZM117 123V122H116ZM155 123H156V121H155ZM164 123V124H165ZM175 123V122H174ZM183 123V122H182ZM182 123H181V125H182ZM189 123V122H188ZM119 125L117 126L116 124H114V125H116L117 127H119L120 126V123H118ZM163 124V123H162ZM190 124V123H189ZM200 124V123H199ZM207 124V123H206ZM212 123H210V125H211ZM113 125V124H112ZM130 125V124H129ZM130 125V128L129 129H121V134H122V132L123 133H127V132H129V130H131L132 128V126ZM158 125H159V123H158ZM158 125H155L156 127H158ZM161 125V124H160ZM169 125V124H168ZM177 125V124H176ZM175 125V126H176ZM207 125H209V123L207 124ZM206 125V126H207ZM213 125V124H212ZM115 126V128H117ZM125 126V128H126V126H128V125H124ZM163 126V125H162ZM167 126V125H166ZM171 126H172V124H171ZM174 126V127H175ZM201 126V125H200ZM203 126H204V124H203ZM215 126V125H214ZM218 126V125H217ZM112 127V126H111ZM110 127V129H113V127L111 128ZM182 127H184V126H182ZM185 127H187L186 126V124H185ZM190 127V126H189ZM124 128V127H123ZM163 128V127H162ZM166 128V127H165ZM181 128V127H180ZM194 128V127H193ZM108 129V128H107ZM107 129H106V131H107ZM110 129H108V131L110 130ZM156 129H158V128H156ZM172 129H173V127H172ZM178 129H179V127H178ZM177 129V130H178ZM182 130L184 129V128H181ZM187 129V128H186ZM189 129V128H188ZM191 129V128H190ZM199 129H201V128H199ZM205 129H207V128H205ZM162 130V129H161ZM163 130H165L164 128H163ZM168 130V129H167ZM194 130V129H193ZM202 131H203V129H201ZM200 130V131H201ZM208 130V132H209V128L207 129ZM207 130H204V134H205V131H207ZM211 130H212V128H211ZM210 130V131H211ZM76 131V130H75ZM117 130H115L114 132H116ZM155 131V130H154ZM166 131V130H165ZM165 131H163V132H165ZM174 131H175V129H174ZM188 131V130H187ZM186 130H185V132H187ZM190 131V130H189ZM189 131H188V133H189ZM191 131H192V129H191ZM67 132V131H66ZM73 132V131H72ZM114 132L112 133V131L110 130L109 131V133H112V136H114L113 134H114ZM131 132V133H130ZM129 132V134H132V130ZM159 132V131H158ZM161 132V131H160ZM179 132V131H178ZM178 132H176L175 134H177ZM194 132V131H193ZM199 132V131H198ZM197 132V133H198ZM208 132H206L207 134H208ZM213 132V131H212ZM71 133V132H70ZM108 133V132H107ZM152 133H154L153 131H152ZM192 133V132H191ZM200 134H201V132H199ZM198 133V135H200ZM216 133V132H215ZM62 134V133H61ZM72 134V133H71ZM75 134V133H74ZM155 135H156V133H154ZM192 134H194V133H192ZM204 134H203V136H204ZM211 134V133H210ZM119 135H120V132H119ZM123 135V134H122ZM125 135V134H124ZM134 135V134H133ZM160 135V134H159ZM162 135V134H161ZM167 135H168V131H167ZM195 135V134H194ZM216 135V134H215ZM62 136V135H61ZM60 136V137H61ZM76 136V135H75ZM109 136H110V134H109ZM154 136V135H153ZM157 136V135H156ZM156 136H154L155 138H157V140H154V142H156V144H154V145H156V146H153V147H158V148H160V149H158V150H160V151H162V148H164L163 146H167V143L166 142H168V141H166L165 139H162L161 140V138H160V136H159V138L158 137H156ZM164 136V135H163ZM169 136V135H168ZM171 136V135H170ZM196 136V135H195ZM202 136V135H201ZM213 136V135H212ZM62 137H64V136H62ZM61 137V138H62ZM74 137V136H73ZM132 137V136H131ZM174 137V136H173ZM179 137H181V136H179ZM198 137V136H197ZM60 138V139H61ZM80 138V137H79ZM119 138L121 139V136H119ZM139 138V137H138ZM153 138V137H152ZM204 138V137H203ZM206 138H208V137H206ZM210 138V137H209ZM211 138H213V137H211ZM83 139V138H82ZM106 139V138H105ZM109 139H111V138H109ZM108 139V140H109ZM135 139H137V138H135ZM154 139V138H153ZM153 139H151V140H153ZM166 139H168L169 140V138H167L166 137ZM249 139V138H248ZM63 140H64V138H63ZM107 140V139H106ZM107 140V141H108ZM141 140H142V138H141ZM171 140H172V138H171ZM174 140V139H173ZM173 140L172 141H170V145L172 146V144H173V146H175L174 145V142H173ZM178 140H180V138L178 139ZM205 140V142H206V139H204ZM211 140V139H210ZM60 141V140H59ZM62 141V140H61ZM110 141V140H109ZM138 141V140H137ZM161 141V142H160ZM208 141V140H207ZM212 141V140H211ZM81 142V141H80ZM79 142V143H80ZM104 142H105V140H104ZM139 142H141L140 140H139ZM144 142H145V138H144ZM147 142L148 141H146V144L145 145H147ZM200 142V141H199ZM204 142V143H205ZM249 142V141H248ZM250 142H251V139H250ZM256 142V141H255ZM259 142V141H258ZM59 143V142H58ZM109 143H111V142H108V144ZM138 143V142H137ZM172 143V144H171ZM176 143V142H175ZM82 144V143H81ZM80 144V145H81ZM106 145H108L107 144V142L105 143ZM141 144V143H140ZM202 144V143H201ZM215 144H218V143H216L215 142ZM251 144V143H250ZM255 144H257V143H255ZM259 144V143H258ZM127 145V144H126ZM139 145V144H138ZM143 145V144H142ZM144 145V146H145ZM169 145V144H168ZM203 145V144H202ZM207 145V144H206ZM249 145V144H248ZM261 145H262V143H261ZM82 146V145H81ZM141 146V145H140ZM152 146V145H151ZM162 146V147H161ZM199 146H201L200 144H199ZM211 146V145H210ZM256 146H258V145H256ZM122 148H124L123 146H121ZM132 146H130V148H131ZM146 147H148V146H146ZM145 147V148H146ZM167 147H169V146H167ZM224 147V146H223ZM245 147V146H244ZM247 147V146H246ZM245 147V148H246ZM255 147V146H254ZM253 147V148H254ZM117 148H118V146H117ZM130 148H129V150L128 151H130ZM136 148H138L139 149V147H136ZM221 148V147H220ZM251 148V147H250ZM261 148V147H260ZM85 149V148H84ZM118 149H120V148H118ZM132 149V148H131ZM134 149V148H133ZM154 149V148H153ZM169 149V148H168ZM172 149V148H171ZM171 149H169V150H171ZM256 149V148H255ZM68 150V149H67ZM117 150V149H116ZM169 150H167L166 149V151H169ZM244 150V149H243ZM257 150H258V148H257ZM260 150H262V149H260ZM259 150V151H260ZM264 150V149H263ZM120 151H123V150H119V151H116L117 153L118 152H120ZM126 151V150H125ZM127 151V152H128ZM132 151V150H131ZM139 151H141V150H139ZM145 151V150H144ZM143 151V152H144ZM150 151H152V150H150ZM157 151V150H156ZM245 151H247V150H245ZM248 151H249V149H248ZM254 151V150H253ZM127 152H125V154L127 153ZM133 152H134V150H133ZM159 152V151H158ZM171 152V151H170ZM120 153H122V152H120ZM124 153V152H123ZM131 153V152H130ZM147 153V152H146ZM167 153V152H166ZM169 153V152H168ZM246 153V152H245ZM244 153V154H245ZM250 153V152H249ZM253 153V152H252ZM258 153H260V152H258ZM264 153V152H263ZM125 154H122V155H125ZM134 154V155H133ZM132 155L133 156H135V153H133ZM219 154H221V151H220V153ZM233 154H235V153H233ZM262 154V153H261ZM17 154H15V153H11V151H9V152H7L6 154H5V156H4V159L3 160H0V174L1 173H4V172H6L10 167H12V166H17V165H19V161L20 160H18V158H19V156H16ZM117 155V154H116ZM120 155V154H119ZM130 155V157H133V156H131V154H129ZM230 155V154H229ZM253 155V154H252ZM264 155V154H263ZM263 155H261V157H263ZM143 157H144V154L142 155ZM146 156V155H145ZM226 156V155H225ZM228 156V155H227ZM231 156H232V153H231ZM247 156V155H246ZM254 156V155H253ZM259 156V155H258ZM102 157V156H101ZM120 157V156H119ZM121 157H123V156H121ZM128 157V156H127ZM129 157V159L131 160L132 158H130ZM138 157H140V155L138 156L137 155V161L139 160L138 159ZM250 157V156H249ZM108 158H109V156H108ZM108 158H106V159H108ZM146 158V157H145ZM145 158H144V160H145ZM212 158V157H211ZM230 158V157H229ZM97 159H99V158H97ZM97 159H96V161H97ZM101 159V158H100ZM105 158L103 159V160H106ZM111 159V158H110ZM116 159H117V157H116ZM115 159V160H116ZM127 159V158H126ZM133 159H134V157H133ZM135 159H136V157H135ZM147 159V158H146ZM264 159V158H263ZM23 160V159H22ZM130 160H128V162L130 161ZM233 160V159H232ZM99 161V163H100V160H98ZM134 161V164H135V160H133ZM132 161V162H133ZM231 161V160H230ZM21 162V161H20ZM95 162V161H94ZM105 162H107V161H105ZM118 162V161H117ZM122 162V161H121ZM121 162H119V165H117V166H115V168H116V174L117 173H120V175H121V177H122V174L124 173H126V171H128V170H126L127 168H126V165L125 164H128V162L127 163H123L124 165L123 166H121L120 165V163ZM125 162V161H124ZM143 162V161H142ZM145 162V161H144ZM101 163H102V159H101ZM103 163H104V161H103ZM102 163V164H103ZM109 163V162H108ZM107 163V164H108ZM112 163V162H111ZM111 163H109V164H111ZM223 163V162H222ZM245 163H247V162H245ZM252 163H254V162H252ZM98 164V163H97ZM101 164V165H102ZM106 164V163H105ZM108 164V165H109ZM134 164L132 163L131 165L132 166H134ZM223 164H225V163H223ZM223 164H222V166H223ZM249 164V163H248ZM255 164H256V162H255ZM255 164H253V165H255ZM95 165H96V162H95ZM108 165L107 166H104V164L102 165V168H98V169H106V167H108ZM112 165V164H111ZM139 165H141L140 163H139ZM245 165V164H244ZM260 165V164H259ZM264 165V164H263ZM262 165V166H263ZM88 166V165H87ZM92 166V165H91ZM98 166V165H97ZM128 166H130V164L129 165H127V167ZM149 166H151V164L149 165ZM220 166V165H219ZM261 166V165H260ZM90 167V166H89ZM89 167H84V170H85V168L86 169H89ZM94 167H96V166H94ZM98 167H100V165L98 166ZM110 167V166H109ZM114 167V166H113ZM205 167V166H204ZM221 167V166H220ZM242 167H244L243 165H242ZM249 167V166H248ZM252 167V166H251ZM255 167V166H254ZM115 168H113V169H115ZM130 168V167H129ZM200 169H201V167H199ZM198 168V169H199ZM203 168V167H202ZM225 169H227L226 167H224ZM240 168H241V166H240ZM47 169V168H46ZM98 169H96V170H98ZM109 169V168H108ZM113 169L111 170V168H110V171H113ZM192 169H194V168H192ZM205 169V168H204ZM204 169H202V170H204ZM216 169V168H215ZM247 169H249V168H247ZM257 169V168H256ZM261 169V168H260ZM131 170V169H130ZM129 170V171H130ZM187 170H189L188 168L185 170V172L187 171ZM195 170H197V169H195ZM194 170V171H195ZM237 170V169H236ZM242 170V169H241ZM250 170H251V168H250ZM81 171V170H80ZM99 171V170H98ZM102 171V170H101ZM184 171V170H183ZM198 171V170H197ZM255 171V170H254ZM61 172V174H62V171H60ZM59 172V173H60ZM90 172V171H89ZM97 172V171H96ZM103 172V171H102ZM131 172H132V170H131ZM130 172V173H131ZM184 172V173H185ZM189 172V171H188ZM188 172H186V173H188ZM202 172V171H201ZM47 173V172H46ZM84 173V172H83ZM122 173V174H121ZM129 173V172H128ZM204 173V172H203ZM35 174H37V172L35 173H33V176L32 177H34V179H32V180H35V177H36V179L37 178H39L38 176H35ZM77 174H78V172H77ZM96 173L94 172V174L93 175H95ZM116 174H114L115 176H116ZM127 174V173H126ZM182 174H183V172H182ZM190 174H191V172H190ZM196 174L197 173H194L193 175H195L196 176ZM38 175V174H37ZM53 175V174H52ZM55 175H56V173H55ZM54 175V176H55ZM85 175H86V173H85ZM112 175H113V173H112ZM118 175V174H117ZM120 175H119V177H120ZM130 175H132V173L130 174ZM192 175V174H191ZM191 175H190V177H191ZM50 176V175H49ZM62 176V175H61ZM76 176V175H75ZM74 176V177H75ZM91 176V175H90ZM89 176V177H90ZM96 176H97V174H96ZM133 176V175H132ZM186 176V175H185ZM31 177V178H32ZM43 177V176H42ZM42 177H40V178H42ZM56 177V176H55ZM58 177V176H57ZM63 177V176H62ZM79 177H82V175H80ZM95 178V176H92V178ZM117 177V176H116ZM120 177V178H121ZM127 177V176H126ZM125 177V178H126ZM135 177V176H134ZM189 177V176H188ZM193 177V176H192ZM61 178V177H60ZM78 178V177H77ZM93 178V179H94ZM113 178V177H112ZM130 178V177H129ZM128 178V179H129ZM140 178V177H139ZM177 178V177H176ZM91 179V178H90ZM110 179H111V177H110ZM119 179V178H118ZM128 179H126V180H128ZM195 179V178H194ZM45 180V179H44ZM51 180V179H50ZM49 180V181H50ZM106 180H108V179H106ZM114 180V179H113ZM125 180V181H126ZM132 179H130V181H131ZM136 180H137V178H136ZM171 181H173L172 179H170ZM179 179H177V181H178ZM186 180L188 181V179L186 178ZM40 181H41V179H40ZM48 181V180H47ZM60 181V180H59ZM63 181V180H62ZM61 181V182H62ZM65 181V180H64ZM70 181H71V179H70ZM91 181V180H90ZM103 181V180H102ZM110 181V180H109ZM125 181H124V183L123 184H125ZM129 180H128V185L129 184H132V183H129L130 182ZM181 181V180H180ZM183 181H185L184 180V178H183ZM192 181V180H191ZM220 181H222V180H220ZM33 183H34V181H32ZM39 182V179H38V181H37V183ZM43 182H45V181H43L42 180V183ZM69 182V181H68ZM68 182H67V184H68ZM77 182V181H76ZM83 182V181H82ZM84 182L86 183V181L84 180ZM83 182V183H84ZM92 182V181H91ZM97 182V181H96ZM101 182V181H100ZM104 182H106V181H104ZM103 182V183H104ZM108 182V181H107ZM106 182V183H107ZM121 182V181H120ZM123 182V181H122ZM132 182V181H131ZM174 182H175V180H174ZM235 182V181H234ZM233 182V183H234ZM36 183V182H35ZM36 183V184H37ZM40 184V185H44V186H46L47 187V183L46 184ZM65 183V182H64ZM70 183V182H69ZM73 183V182H72ZM81 183V182H80ZM79 183V184H80ZM88 183H90V182H88ZM99 183V182H98ZM105 183V184H106ZM110 182H108V184H109ZM112 183V182H111ZM114 183V182H113ZM173 183V182H172ZM180 183V182H179ZM178 183V184H179ZM185 183H188V182H186L185 181ZM189 183H190V181H189ZM189 183H188V185H189ZM197 183V182H196ZM35 184V185H36ZM57 184V183H56ZM77 184V183H76ZM119 184H121V183H119ZM169 184H171V182H169ZM177 184V183H176ZM176 184H172L173 185V187H175V188H177L178 187V185H176ZM193 184H194V181H193ZM192 183H191V185L192 186H194ZM220 184H222V182H220ZM219 184V185H220ZM237 183H235V185H236ZM34 185V184H33ZM34 185V187L33 188H37V186H39V184L37 185V186H35ZM54 185V184H53ZM127 185V186H128ZM137 185V184H136ZM187 184H185V186H186ZM199 185H201V183H199ZM203 185V187H206V185H204V184H202ZM233 185V184H232ZM60 186V185H59ZM63 186H65V185H63ZM62 185L60 186V188L61 187H63ZM92 186V185H91ZM102 186H104V184H102ZM107 186V185H106ZM105 186V188L106 189H104L105 191L107 190V189H109L110 187H106ZM115 186V185H114ZM113 186V187H114ZM117 186H118V183H117ZM121 186H125V185H122L121 184ZM134 186V185H133ZM169 186V185H168ZM181 186V185H180ZM190 186V185H189ZM234 186V185H233ZM68 187V186H67ZM70 187H71V185H70ZM75 187V186H74ZM76 187H77V185H76ZM76 187H75V189H76ZM82 187V186H81ZM120 187V186H119ZM123 187H121V189H123ZM130 187V186H129ZM132 187V186H131ZM130 187V188H131ZM136 187V186H135ZM162 187V186H161ZM160 187V188H161ZM165 187V186H164ZM164 187H162L161 189H163ZM170 187H172V186H170ZM181 187H183L184 188V185L183 186H181ZM196 187V186H195ZM199 187V186H198ZM198 187H196V189L198 188ZM203 187H201V188H203ZM39 188V187H38ZM40 188H42V186L40 187ZM39 188V189H40ZM59 188V189H60ZM69 188V187H68ZM67 188V189H68ZM125 188H128V187H125ZM180 188V187H179ZM182 188V189H183ZM190 188V187H189ZM200 188V187H199ZM198 188V189H199ZM200 188V189H201ZM38 189V190H39ZM54 189V188H53ZM52 189V190H53ZM112 187H111V191H112ZM115 187H114V189H113V193H115ZM118 189V188H117ZM129 189V188H128ZM136 188H134V190H135ZM170 189V188H169ZM171 189H173V188H171ZM192 189V188H191ZM199 189V190H200ZM217 189H219V188H217ZM230 189H232V187H230ZM35 190V189H34ZM41 190H43V189H41ZM40 190V191H41ZM51 190V191H52ZM82 190V189H81ZM119 190V189H118ZM131 190H132V188H131ZM138 191L140 190V188L139 189H137ZM165 190V189H164ZM186 190H187V188H186ZM188 190H190V189H188ZM195 190V189H194ZM202 190V189H201ZM200 190V191H201ZM37 191V190H36ZM56 191H58V190H56ZM65 191V190H64ZM63 190H62V192H64ZM72 191V190H71ZM105 191H103L104 193H105ZM120 191V190H119ZM163 191V190H162ZM166 192H168L167 191V186H166V190H165ZM172 191V190H171ZM170 191V192H171ZM180 191H182L181 189H180ZM179 191V192H180ZM200 191H198V192H200ZM204 191V190H203ZM206 191V190H205ZM220 191V190H219ZM230 191V190H229ZM229 191H225V192H227V193H230ZM34 192V191H33ZM39 192V191H38ZM60 192V191H59ZM66 192V191H65ZM68 192V191H67ZM84 191H82V193H83ZM86 192V191H85ZM107 192V191H106ZM117 192V191H116ZM136 192V191H135ZM140 192V191H139ZM141 192H143L142 190H141ZM175 192V191H174ZM173 192V194H175V197H176V192L174 193ZM189 193H190V191H188ZM188 192L186 191L185 192V194L187 193L188 194ZM198 192H197V196H198ZM224 192V193H225ZM54 193V192H53ZM56 193V192H55ZM58 193V192H57ZM56 193V194H57ZM69 193V192H68ZM67 193V194H68ZM71 193V192H70ZM109 193H110V191H109ZM113 193H111V194H113ZM138 193V192H137ZM145 193V192H144ZM183 193V192H182ZM195 193H196V191H195ZM201 193V192H200ZM199 193V194H200ZM220 193H221V191H220ZM64 194V193H63ZM110 194V195H111ZM141 194V193H140ZM139 194V195H140ZM163 194V196H164V192L162 193ZM177 194H180V196H182L181 195V192L180 193H178L177 192ZM194 194V193H193ZM192 194V195H193ZM231 194H232V192H231ZM230 194V195H231ZM237 194V193H236ZM34 195V194H33ZM40 195V194H39ZM37 196V198H39L40 196ZM42 195V194H41ZM70 195V194H69ZM72 195V194H71ZM76 195V194H75ZM80 195V194H79ZM83 195V194H82ZM81 195V196H82ZM107 195V194H106ZM109 195V196H110ZM115 195V194H114ZM114 195H112V196H114ZM166 195V194H165ZM171 195H172V192H171ZM170 195V196H171ZM184 195V194H183ZM196 195V194H195ZM206 195V194H205ZM208 195V194H207ZM222 195V194H221ZM229 195V194H228ZM36 196V195H35ZM51 196V195H50ZM73 196V195H72ZM78 196V195H77ZM117 196V195H116ZM115 196V197H116ZM152 197V195H149V199ZM163 196H159L160 198L159 199H161V197H162V200H164V198H163ZM168 196V195H167ZM173 196V195H172ZM171 196V197H172ZM185 196V195H184ZM189 197V195H186V197ZM201 196V195H200ZM224 196V195H223ZM42 197H43V195H42ZM48 197V196H47ZM83 197V196H82ZM107 197H108V195H107ZM139 197H141L142 198V196H139ZM157 197V196H156ZM179 197V196H178ZM183 197V196H182ZM204 197V196H203ZM209 197V196H208ZM214 197V196H213ZM222 197V196H221ZM220 197V198H221ZM241 197V196H240ZM34 198H36V197H34ZM36 198V199H37ZM113 198V197H112ZM153 198V197H152ZM155 198V197H154ZM167 198V197H166ZM169 199H170V197H168ZM190 198V197H189ZM198 198V197H197ZM200 198V197H199ZM205 198H207V197H205ZM216 198H218L217 196H216ZM215 198V199H216ZM223 198V197H222ZM227 197H225V199H226ZM235 198H236V195H235ZM11 199H13V198H11ZM35 199V200H36ZM42 199H44L45 200V198H42ZM108 199H109V197H108ZM146 199H147V197H146ZM169 199H166V200H169ZM177 201H179L177 198H175ZM173 197H172V200H174V201H176ZM194 199H195V197H194ZM224 199V198H223ZM14 200H15V198H14ZM56 200V199H55ZM60 200V199H59ZM64 200V199H63ZM110 200H111V198H110ZM114 200V199H113ZM112 200V201H113ZM143 200V199H142ZM150 200H152V199H150ZM158 200V199H157ZM157 200H156V202H157ZM165 200V201H166ZM171 200V199H170ZM169 200V201H170ZM183 200H184V197H183ZM187 201H188V198L186 199ZM186 200H184V201H186ZM191 200H193V199H191ZM201 200V199H200ZM199 200V201H200ZM207 200V199H206ZM211 200V199H210ZM219 200H221V199H219ZM219 200H217V201H213L214 202V204L215 203H217ZM228 200V199H227ZM232 199H230V201H231ZM235 200V199H234ZM234 200H233V202H234ZM236 200H238V199H236ZM17 201V200H16ZM19 201V200H18ZM77 201V200H76ZM116 201V200H115ZM148 201V200H147ZM146 200L144 201V203L145 202H147ZM152 201H154V200H152ZM160 201V200H159ZM164 201V202H165ZM173 201V202H174ZM176 201V202H177ZM183 201V202H184ZM209 201V200H208ZM208 201H206L207 202V204H209L208 203ZM229 201V200H228ZM28 202V201H27ZM31 202V201H30ZM34 202V201H33ZM39 202V201H38ZM49 202V201H48ZM58 202V201H57ZM56 202V203H57ZM64 202V201H63ZM62 202V203H63ZM70 202V201H69ZM69 202H68V204H69ZM141 202V201H140ZM155 202V203H156ZM172 202V201H171ZM191 202V201H190ZM189 202V203H190ZM193 202V201H192ZM195 202V201H194ZM193 202V203H194ZM201 202H203V201H201ZM212 201H210V203H211ZM220 202V201H219ZM218 202V203H219ZM222 202V201H221ZM220 202V203H221ZM226 201L224 200V202L223 203H225ZM232 202V203H233ZM237 202V201H236ZM22 203H24V202H22ZM36 203V202H35ZM59 204H60V202H58ZM62 203H61V205H62ZM65 203H67L66 201H65ZM113 203V202H112ZM155 203L152 205V207L155 205ZM158 203V202H157ZM157 203H156V205H157ZM163 203V202H162ZM167 203V202H166ZM179 203V202H178ZM177 203V204H178ZM219 203V204H220ZM222 203V204H223ZM228 203H231V202H228ZM232 203H231V205H232ZM31 204V203H30ZM29 204V205H30ZM139 204V203H138ZM141 204H143V203H140V206H141V208H142V205ZM150 204H151V202H150ZM164 204V203H163ZM162 204V205H163ZM172 204V203H171ZM174 204V203H173ZM177 204H174V206L176 205L177 206ZM191 204V203H190ZM190 204H188V205H190ZM201 204V203H200ZM206 204V203H205ZM213 204V203H212ZM212 205V206H215V205ZM227 204V203H226ZM226 204H224L225 206H226ZM3 205V204H2ZM32 205H33V203H32ZM65 205V204H64ZM73 205H75V204H73ZM159 205H160V203H159ZM167 205H170V204H167ZM185 205H186V203H185ZM184 205V206H185ZM193 205V204H192ZM230 205V204H229ZM36 206V205H35ZM70 206V205H69ZM71 206H72V204H71ZM70 206V207H71ZM137 206H139V205H137ZM144 206V205H143ZM165 206H166V204H165ZM173 206V207H174ZM208 206V205H207ZM206 206V207H207ZM209 206H210V204H209ZM211 206V207H212ZM37 207V206H36ZM103 207V206H102ZM150 207H151V205H150ZM149 207V208H150ZM151 207V208H152ZM156 207V206H155ZM159 207V206H158ZM171 207H172V205H171ZM173 207H172V210H171V214H173ZM180 207H182V208H184L183 207V204H182V206H180ZM191 207V206H190ZM199 207V206H198ZM201 207H203L202 205H201ZM220 207H222V206H220ZM228 207H230V206H228ZM5 207L3 206V208L2 209H4ZM26 208H28V207H26ZM33 208V207H32ZM31 208V209H32ZM38 209L40 208V207H37ZM104 208H105V206H104ZM139 208V207H138ZM144 208V207H143ZM147 209V210H145V209H143V212H147V211H151L150 209ZM160 208H161V206H160ZM169 208V207H168ZM181 208V209H182ZM185 208L187 209V206H185ZM195 208V207H194ZM240 209H242V207H239ZM71 209H73V208H71ZM140 209V208H139ZM153 209H154V207H153ZM159 209V208H158ZM163 209H164V207H163ZM169 209H171V208H169ZM168 209V210H169ZM176 210H177V208H175ZM186 209H185V211H186ZM191 209H192V207H191ZM191 209H190V211H191ZM197 209V208H196ZM195 209V210H196ZM199 209V208H198ZM197 209V210H198ZM203 209H204V207H203ZM209 209V208H208ZM245 209V208H244ZM243 209V210H244ZM5 210V209H4ZM9 210V209H8ZM74 210V209H73ZM161 209H159V211L157 210L156 211V213H155V218L154 217H152V219H150V220H152V222H153V218H154V220L156 219L157 221H159L160 220V218H161V216H162V214H164L166 211V208H165V212L164 213H162L161 214V211H163V210H161ZM188 210V209H187ZM201 210V209H200ZM209 210H211V209H209ZM223 210V209H222ZM36 211V210H35ZM83 211V210H82ZM109 211V210H108ZM107 211V212H108ZM153 211V210H152ZM151 211V212H152ZM201 211H203V210H201ZM208 211V210H207ZM214 211V210H213ZM216 211V210H215ZM229 211V210H228ZM230 211H232V210H230ZM237 211V210H236ZM235 211V212H236ZM242 211V210H241ZM245 211V210H244ZM243 211V212H244ZM249 211V210H248ZM10 212H11V210H10ZM150 212V213H151ZM169 212V211H168ZM175 212V211H174ZM177 212H179V207H178V210H177ZM181 212H183V210L181 211ZM189 212V210L186 212V213H188ZM192 212V211H191ZM203 212H205V210L203 211ZM212 212V211H211ZM222 212V211H221ZM242 212V213H243ZM246 212V211H245ZM15 212H12V214L11 215H13ZM49 213H51V212H49ZM59 213H60V211H59ZM72 213L75 215V213L72 211ZM83 213V212H82ZM109 213V212H108ZM142 213V212H141ZM176 213V212H175ZM184 213V212H183ZM183 213H180L182 216H183ZM185 213V214H186ZM192 213H194V212H192ZM199 213V212H198ZM218 213V211H216V214ZM219 213H220V211H219ZM225 213V211H223V214ZM228 213H230V212H228ZM232 213V212H231ZM234 213V212H233ZM238 213H240V210H239V212ZM237 213V214H238ZM7 213H5V215H6ZM10 214V213H9ZM16 214H17V212H16ZM165 214H168L167 212L165 213ZM179 214V213H178ZM178 214H177V216H178ZM196 214V213H195ZM241 214V213H240ZM251 214V213H250ZM260 214H261V212H260ZM260 214H259V216H260ZM5 215H2V216H5ZM32 215V214H31ZM30 215V216H31ZM35 215V214H34ZM50 215V214H49ZM71 215V214H70ZM99 215V214H98ZM107 215V214H106ZM143 215V214H142ZM150 215V214H149ZM152 215V214H151ZM153 215H154V213H153ZM188 215H190V214H187V216ZM211 215H214V214H211ZM230 215V214H229ZM233 214H231L230 215V217L232 216ZM262 215V214H261ZM264 215V214H263ZM9 216V215H8ZM14 216H15V214H14ZM54 216V215H53ZM56 216V215H55ZM57 216H58V214H57ZM56 216V217H57ZM80 217H81V215H79ZM86 216V215H85ZM89 216V215H88ZM164 216V215H163ZM170 216V215H169ZM169 216H167L166 215V217H168L169 218ZM176 216V215H175ZM174 215H173V217H175ZM176 216V218H178ZM180 216V215H179ZM192 216V215H191ZM196 216H199V215H196ZM215 216V215H214ZM219 216V215H218ZM221 216V215H220ZM236 216H238V215H236ZM246 216H247V214H246ZM258 216V217H259ZM7 217V216H6ZM16 217V216H15ZM52 217V216H51ZM74 217V216H73ZM151 217V216H150ZM165 217V216H164ZM171 217V216H170ZM193 217V216H192ZM216 218H217V216H215ZM229 217V218H230ZM251 217V216H250ZM253 217V216H252ZM257 217V216H256ZM4 218V217H3ZM12 217H10V219H11ZM32 218V217H31ZM30 218V219H31ZM34 218V217H33ZM82 218V217H81ZM85 218V217H84ZM89 218H91L92 219V217H89ZM186 218V217H185ZM188 218V217H187ZM189 218H191L190 216H189ZM188 218V219H189ZM233 218V217H232ZM246 218V217H245ZM248 219H249V221H250V218L249 217H247ZM261 218V217H260ZM7 218H5V220H6ZM7 220V222L6 223H8V221H10L11 222V220ZM18 219V218H17ZM29 219V220H30ZM73 219V218H72ZM159 219V220H158ZM162 219H163V217H162ZM164 219H166V218H164ZM163 219V220H164ZM180 219H182L181 217H180ZM183 219H184V216H183ZM201 219H203V218H201ZM199 220V221H202V220ZM215 218H213V220H214ZM259 219V218H258ZM13 220H14V218H13ZM21 220V219H20ZM36 220V219H35ZM34 220V221H35ZM38 220V219H37ZM36 220V221H37ZM85 220H87V218L85 219ZM163 220H162V222H161V220H160V222L161 223H163ZM174 220V219H173ZM194 220V219H193ZM192 220V221H193ZM205 220V219H204ZM217 220V219H216ZM221 220H222V218H221ZM236 220H237V218H236ZM239 220V219H238ZM252 220H253V218H252ZM254 220H255V216H254ZM2 221V220H1ZM92 221H94V220H92ZM92 221H91V223H92ZM145 221V220H144ZM156 221V222H157ZM167 221V220H166ZM181 221V220H180ZM179 220H178V222H176V224H178L179 222H180ZM186 221H189V220H186ZM207 221V220H206ZM205 221V222H206ZM210 221V220H209ZM233 221V220H232ZM241 221V220H240ZM248 221V223H250ZM255 221H257V220H255ZM259 221V220H258ZM260 221H261V219H260ZM20 222V221H19ZM31 222H32V220H31ZM151 222V223H152ZM156 222H154V223H156ZM168 222H169V220H168ZM167 222V223H168ZM173 222V221H172ZM197 223H198V221H196ZM202 222H204V221H202ZM211 222V221H210ZM216 222V221H215ZM215 222L213 223V225L215 224ZM229 222V221H228ZM244 222V221H243ZM262 222V221H261ZM3 223H4V221H3ZM58 223V222H57ZM165 223V222H164ZM181 223V222H180ZM187 223H189V222H187ZM193 223V222H192ZM197 223H195L196 225H197ZM212 223V222H211ZM210 223V224H211ZM218 223V222H217ZM219 223H221V221L219 222ZM239 223V222H238ZM252 223V222H251ZM257 223V222H256ZM259 223V222H258ZM258 223H257V225H256V227H258L259 225H258ZM10 224V223H9ZM14 224V223H13ZM12 224V225H13ZM26 224H27V222H26ZM28 224H30V223H28ZM38 224V223H37ZM145 224V223H144ZM148 224V223H147ZM146 224V225H147ZM150 224V223H149ZM158 224V223H157ZM183 224V223H182ZM186 224V223H185ZM205 224V223H204ZM203 224V225H204ZM207 224V223H206ZM229 224V223H228ZM232 224V226H233V223H231ZM236 224V223H235ZM241 224H243L242 222H241ZM253 224H254V221H253ZM260 224V223H259ZM263 224V223H262ZM8 225V224H7ZM22 225H23V223H22ZM35 225V224H34ZM34 225L32 226V227H34ZM161 224H159V226H160ZM166 224H163V226H165ZM168 225H169V223H168ZM174 225H175V223H174ZM180 225V224H179ZM188 225V224H187ZM189 225H190V223H189ZM191 225H193L194 226V224H191ZM201 225H202V223H201ZM208 226H209V223L207 224ZM216 225V224H215ZM247 225V223H245V226ZM250 225V224H249ZM80 226V225H79ZM122 226V225H121ZM137 226V225H136ZM135 226V228L137 229V227ZM150 226H152V225H149V226H147V229H148V227L150 228ZM153 226H155V225H153ZM152 226V227H153ZM156 226H158V225H156ZM162 226V227H163ZM184 227L183 225H180V227ZM192 226V227H193ZM205 226V225H204ZM218 225H216V227H217ZM229 226V225H228ZM227 226V228H229ZM239 226V225H238ZM255 226V225H254ZM252 227V228H255V227ZM8 227V226H7ZM14 227V226H13ZM35 227H37V226H35ZM34 227V228H35ZM48 227V226H47ZM75 227V226H74ZM77 228H78V226H76ZM75 227V229L77 230V228ZM146 227V226H145ZM176 227H178L177 225H176ZM179 227V228H180ZM180 228V229H183V228ZM189 227V226H188ZM187 227V228H188ZM207 226H205V228H206ZM226 227V226H225ZM225 227L223 228V229H225ZM236 227V226H235ZM239 227H241V225L239 226ZM238 227V228H239ZM243 227H244V225H243ZM250 227V226H249ZM80 228V227H79ZM117 228V227H116ZM123 228H124V226H123ZM134 228V227H133ZM133 228H131V230L133 229ZM160 228H161V226H160ZM171 227H170V225H169V229H170ZM178 228V229H179ZM191 228V227H190ZM195 228H197V226L195 227ZM208 228V227H207ZM206 228V229H207ZM232 228V227H231ZM237 228V227H236ZM237 228V229H238ZM242 228V227H241ZM6 230H7V228H5ZM16 229V228H15ZM39 229V228H38ZM125 229H129V228H125ZM139 229V228H138ZM137 229V230H138ZM153 229V228H152ZM164 229V228H163ZM162 228H161V232H162V230H163ZM175 229V228H174ZM177 229V228H176ZM186 229V228H185ZM193 229V228H192ZM199 229H200V227H199ZM201 229H202V226H201ZM203 229H204V227H203ZM213 229H216V228H211V230H213ZM233 229V228H232ZM231 229V230H232ZM24 230H25V228H24ZM124 230V229H123ZM126 230V231H127ZM130 230V229H129ZM149 230V229H148ZM207 230H209V229H207ZM230 230V229H229ZM228 230V231H229ZM230 230V231H231ZM236 230V229H235ZM233 231L234 232V235L233 236H235L236 237V235H235V232L236 231ZM241 231H243L242 229H240ZM248 230V229H247ZM254 230V229H253ZM258 230V229H257ZM4 231V230H3ZM3 231H2V233H3ZM41 231V230H40ZM79 231V230H78ZM125 231V230H124ZM125 231V232H126ZM153 231V230H152ZM164 231V230H163ZM166 232L168 231V229H166L165 230ZM164 231V232H165ZM178 231V230H177ZM182 231L183 230H181V234H182ZM193 231V230H192ZM195 231V230H194ZM193 231V232H194ZM201 231H203V230H201ZM201 231H200V233H201ZM239 231V230H238ZM240 231V233H242ZM6 232V231H5ZM8 232V231H7ZM11 232H13V231H11ZM26 232V231H25ZM32 232H33V230H32ZM31 231H30V233H32ZM38 232V231H37ZM41 232H43V231H41ZM75 232V231H74ZM81 232V231H80ZM113 232V234H111V235H115V236H119L120 235V232H118V230L117 229H115V231L113 230L112 231ZM166 232L164 233V235L166 234ZM170 232H172L171 230H170ZM178 232H180V230L178 231ZM187 232H189V229H188V231ZM197 232H198V230H197ZM196 232V233H197ZM211 232V231H210ZM209 232V233H210ZM253 232V231H252ZM251 232V233H252ZM256 232V231H255ZM2 233H1V239H2V242L1 243H3V245L4 246H7V245H12V243H13V241L12 240H14L13 238H11L12 236H10V237H8V235H5V237H2ZM30 233H28V234H30ZM105 232H102V234H104ZM134 233H136V232H134ZM191 233V231L189 232V235H191L190 234ZM208 233V232H207ZM212 234H211V236H209V237H213V232H211ZM230 233V232H229ZM246 233H247V231H246ZM246 233H244V234H246ZM257 233V232H256ZM13 234V233H12ZM16 234V233H15ZM23 234H25V233H23ZM43 234V233H42ZM101 234V233H100ZM101 234V235H102ZM124 234V233H123ZM123 234H121L122 235V237H124L123 236ZM128 234V233H127ZM127 234H124V235H126V236H128ZM130 234H132V233H130ZM158 234V233H157ZM162 234V233H161ZM173 234H177V233H173ZM193 234V233H192ZM204 234H205V232H204ZM203 234V235H204ZM238 234H239V232H238ZM243 234V235H244ZM249 234V233H248ZM20 235V234H19ZM33 235V234H32ZM98 235V234H97ZM96 235V236H97ZM188 235V236H189ZM194 235H195V233H194ZM197 235V234H196ZM195 235V236H196ZM201 235L202 234H200V236H199V234H198V236L199 237H201ZM210 235V234H209ZM231 235V234H230ZM251 235V234H250ZM249 235V236H250ZM252 235H254L253 233H252ZM256 235V234H255ZM18 236V235H17ZM40 236H42V235H40ZM52 236V235H51ZM103 236H105V235H103ZM152 236V235H151ZM151 236L149 237V238H151ZM153 236H154V234H153ZM162 236V235H161ZM176 236V235H175ZM187 236V235H186ZM207 236V235H206ZM220 236V235H219ZM223 236H224V234H223ZM225 236H227L226 234H225ZM223 237V238H226V237ZM229 236V235H228ZM233 236H231V237H233ZM241 236H242V234H241ZM240 236V237H241ZM258 237H259V235H257ZM20 237H22V236H20ZM24 237V236H23ZM22 237V238H23ZM27 238H28V236H26ZM26 237H25V239H26ZM48 237V236H47ZM55 237V236H54ZM98 237V236H97ZM100 238H101V236H99ZM98 237V238H99ZM107 237V236H106ZM129 237V236H128ZM128 237H124V238H128ZM165 237V236H164ZM174 237V236H173ZM179 237V236H178ZM193 237V236H192ZM191 237V238H192ZM203 237V236H202ZM208 237V236H207ZM216 237H218V236H216ZM231 237H230V240H231ZM239 237V236H238ZM244 237V239H245V236H242V238ZM247 237V236H246ZM255 237V236H254ZM32 238V237H31ZM38 238H39V236H38ZM72 238H73V236H72ZM95 238V237H94ZM131 238V237H130ZM149 238H148V240H149ZM161 238H163V236L161 237ZM168 238V237H167ZM191 238H189V240H188V242L190 241V240H192ZM195 238V237H194ZM221 238V237H220ZM242 238H240V239H242ZM260 238V237H259ZM25 239L23 238L21 241H22V243H25L24 241H25ZM102 239V238H101ZM105 239V238H104ZM108 239H110V238H108ZM122 239V238H121ZM125 239V240H126ZM129 239V238H128ZM151 239H153V238H151ZM164 239H166V238H164ZM180 239V238H179ZM181 239H183V238H181ZM197 239V238H196ZM202 238H200V240H201ZM205 239V238H204ZM207 240H208V238H206ZM205 239V240H206ZM213 239V238H212ZM215 239V238H214ZM213 239V240H214ZM227 239V238H226ZM228 239H229V237H228ZM235 239V238H234ZM255 238H253V240H254ZM257 239V238H256ZM53 240H54V238H53ZM96 240H97V238H96ZM100 240V239H99ZM106 240H107V238H106ZM122 240H124V239H122ZM125 240H124V242H125ZM146 240V239H145ZM156 240V239H155ZM170 240V239H169ZM200 240L198 239V241H199V243H198V245L200 244ZM206 240V241H207ZM217 240H219L218 238H217ZM217 240H215L214 241V243H216V241ZM221 240V239H220ZM236 240V239H235ZM234 240V241H235ZM16 241V240H15ZM26 241H28V240H26ZM30 241V240H29ZM105 241V240H104ZM110 241V240H109ZM113 241V240H112ZM127 241V240H126ZM130 241H132V240H130ZM133 241H134V239H133ZM136 241V240H135ZM153 241H154V239H153ZM158 241H159V239H158ZM162 241V240H161ZM166 241V240H165ZM171 241V240H170ZM176 241V240H175ZM174 241V242H175ZM182 241V240H181ZM181 241H180V243H181ZM184 241V240H183ZM187 241V240H186ZM202 241V240H201ZM210 241H211V239H210ZM223 241H224V239H223ZM226 241V240H225ZM242 241V240H241ZM54 241H52V243H53ZM98 242V241H97ZM115 242V241H114ZM143 241H141L140 243H142ZM169 242V241H168ZM172 242H173V240H172ZM172 242H171V244L169 245V243H168V245H169V247L171 246V245H173L172 244ZM185 242V241H184ZM193 242V241H192ZM204 242V241H203ZM208 243H209V240L207 241ZM213 241H211V243H209V244H212L213 245V247H214V245L215 244H213L212 243ZM228 242H230V241H228ZM243 242L244 241H242V244H243ZM249 242H253L252 240L250 241V239H249ZM256 242V241H255ZM108 243H110V242H108ZM107 243V244H108ZM127 243H130V242H127ZM139 243V242H138ZM146 243H147V240H146ZM145 243V244H146ZM151 243V242H150ZM153 243V242H152ZM151 243V244H152ZM161 243V242H160ZM195 243V242H194ZM197 243V242H196ZM195 243V244H196ZM206 243V242H205ZM204 243V245H208L209 247H210V245L209 244H205ZM220 243V248H222V246H221V244H222V242L221 241H219L218 242V244ZM225 243V242H224ZM223 243V244H224ZM236 242H234V243H230V244H233V245H230V246H234V244H235ZM245 243V242H244ZM251 243H249V244H251ZM125 244V243H124ZM135 244V243H134ZM133 244V246H130V247H135V245ZM143 244V246H144V242L142 243ZM166 244V243H165ZM182 244V243H181ZM187 244H189V243H187ZM187 244H186V246H187ZM195 244H194V248H195ZM201 244H203L202 242H201ZM201 244H200V246H201ZM225 244H227V243H225ZM238 244H240V243H238ZM246 244H247V239H246ZM254 245H255V243H253ZM253 244H252V246H253ZM21 245V244H20ZM31 245V244H30ZM57 245V244H56ZM113 245V244H112ZM147 245V244H146ZM153 245H155V244H153ZM153 245H147V249L146 250H148L150 253H148V254H150L151 256H152V259L150 260V263L152 264V262L153 261H155L156 259H157V256H158V259H159V261L161 260L160 258H162V260L163 259H165V261L163 260L162 262H165L164 264H172L173 262L172 261H170L169 259L171 258V257H169V254L168 255H166V256H164L165 254H163L164 253V251L161 253V251H158V248L157 247H154ZM159 245H161V244H159ZM167 245V244H166ZM178 246H179V244H177ZM197 245V246H198ZM227 245H229V244H227ZM245 245V244H244ZM256 245H257V242H256ZM255 245V246H256ZM53 246V245H52ZM58 246V245H57ZM56 246V247H57ZM99 245H97V247H98ZM111 246V245H110ZM125 246V245H124ZM139 246V245H138ZM164 246V245H163ZM181 246V245H180ZM190 246V245H189ZM239 246H241V245H239ZM250 246V245H249ZM261 246H263L264 247V245H260V247ZM59 247V246H58ZM136 247H137V244H136ZM161 247V246H160ZM159 247V248H160ZM165 247H168V246H165ZM174 248H175V246H173ZM208 247V248H209ZM213 247H211V249L209 248V249H207V250H205L206 248H204V251H202L203 249H200V250H198L197 251V249H196V251H194V249H187V248H184V245H183V248H182V251L180 252L178 249V252L177 253H182V257L184 258V261L186 262V264L188 263V264H191L192 263V260L194 261L195 259L194 258H196V259H198L199 257H200V259H202L201 257L203 256L204 258H203V260L206 258V260L207 261H209V262H214V264H215V260L217 261V259H219V258H221L222 257V255H221V257H220V253L218 254V251L216 250H212V248ZM225 247V246H224ZM237 247V249L239 248L238 247V245L236 246ZM247 247H248V245H247ZM246 247V248H247ZM262 247V248H263ZM29 248H31V247H29ZM54 248V247H53ZM112 248H113V246H112ZM122 248H124V247H122ZM127 248H128V246H127ZM138 248V247H137ZM172 248V247H171ZM179 248V247H178ZM189 248H191V247H189ZM201 248H202V246H201ZM216 248V247H215ZM228 248H230V247H228ZM227 248V249H228ZM50 249V248H49ZM58 249H60V248H57V252H59V251H61V250H58ZM130 249V248H129ZM140 249V248H139ZM160 249H162V248H160ZM176 249V248H175ZM180 249V248H179ZM219 249V248H218ZM224 249V248H223ZM223 249H221V250H223ZM234 249H235V247H234ZM242 249V248H241ZM243 249H244V247H243ZM242 249V250H243ZM248 249V248H247ZM252 250L254 249V247H252L251 248ZM256 249V248H255ZM254 249V250H255ZM257 249H258V247H257ZM51 250H53V249H51ZM55 250V249H54ZM140 250H142V249H140ZM139 250V251H140ZM145 250V249H144ZM164 250H166V249H164ZM168 250V249H167ZM229 250H231V249H229ZM20 251V250H19ZM124 251H126V250H124ZM170 251V250H169ZM172 251V250H171ZM170 251V252H171ZM176 251V250H175ZM224 251V252H223ZM222 252L225 254V250H223ZM228 251V250H227ZM234 251V250H233ZM233 251H232V254H233ZM244 251H245V249H244ZM21 252V251H20ZM47 252H48V249H47ZM53 252H55L56 253V250L55 251H53ZM137 252V251H136ZM140 252H143V251H140ZM140 252H139V254H140ZM146 252V251H145ZM157 252H160L159 253V255H158V253ZM169 252V253H170ZM174 252V251H173ZM240 252V251H239ZM24 253V252H23ZM22 253V254H23ZM227 253V252H226ZM242 253H244V252H242ZM61 254V253H60ZM136 254V253H135ZM138 254V253H137ZM138 254V255H139ZM147 254V255H148ZM155 254V255H154ZM174 254V253H173ZM176 254V253H175ZM222 254V253H221ZM25 255H26V253H25ZM39 255V254H38ZM58 255H59V253H58ZM57 255V256H58ZM146 255V253H145V256H147ZM157 255V256H156ZM242 255V254H241ZM240 255V256H241ZM135 256V255H134ZM140 256V255H139ZM138 256V257H139ZM144 256V255H143ZM142 256V253H141V257H143ZM149 256V255H148ZM154 256H156L155 257V260H154ZM179 256V255H178ZM177 256V257H178ZM224 256V255H223ZM227 256H230V255H228L227 254ZM240 256H237V257H240ZM243 256V255H242ZM241 256V257H242ZM244 256H245V254H244ZM243 256V257H244ZM129 257V256H128ZM176 257V258H177ZM180 257H181V255H180ZM232 257V256H231ZM236 257V256H235ZM234 257V258H235ZM236 257V258H237ZM240 257V258H241ZM130 258V257H129ZM129 258H127V259H129ZM134 258V257H133ZM151 258V257H150ZM149 258V259H150ZM169 258V259H168ZM223 258H225V257H223ZM148 259V258H147ZM133 260V259H132ZM141 261H142V259H140ZM172 260H175V259H173L172 258ZM176 260H178L179 261V259H176ZM175 260V261H176ZM183 260V259H182ZM206 260H204L203 261V264L206 262V264H207V261ZM224 260V259H223ZM238 260V259H237ZM241 260V259H240ZM240 260H238V262H241ZM36 261H38V260H36ZM131 261V260H130ZM129 261V262H130ZM136 261V260H135ZM152 261V262H151ZM156 261H158V260H156ZM184 261L182 262V263H184ZM202 261V260H201ZM201 261H199V262H201ZM101 262V261H100ZM148 262V261H147ZM177 262V261H176ZM175 262V263H176ZM195 262H197V260L195 261ZM221 262H222V260H221ZM223 262H225V261H223ZM228 262H231V261H228ZM227 261L225 262V263H228ZM31 263V262H30ZM155 263V262H154ZM161 263V262H160ZM194 263V262H193ZM202 263V262H201ZM236 263V262H235ZM31 264H33V263H31ZM35 264V263H34ZM103 264V263H102ZM104 264H105V262H104ZM149 264V263H148ZM156 264V263H155ZM159 264V263H158ZM179 264H180V262H179ZM195 264V263H194ZM224 264V263H223ZM231 264V263H230ZM242 264V263H241Z\"/></svg>",
	"mask_w": 264,
	"mask_h": 264
}]
</instances>
